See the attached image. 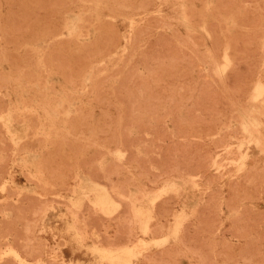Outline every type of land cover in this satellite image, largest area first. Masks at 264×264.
<instances>
[{"label": "rangeland", "instance_id": "1", "mask_svg": "<svg viewBox=\"0 0 264 264\" xmlns=\"http://www.w3.org/2000/svg\"><path fill=\"white\" fill-rule=\"evenodd\" d=\"M20 1L21 0H17V1L16 0H13V1L12 0H0V48H1L0 50L2 51V52L0 51V84L4 88L6 87L5 88L6 90L4 88H0V96H1V98H3L2 100L0 99L1 100L0 101V109L2 110L3 106L5 105L4 110H6L5 109L6 107L8 110V111L6 110L7 112L4 110H2V111L0 110V113H1L0 114V124L3 125V127H1L2 125H0V129L2 128L3 130L1 129V132H3L5 135H7L6 136L7 138H5V135H3V133L0 132V145L1 146L4 145L3 148L0 146L2 148V149L0 148V162H1L0 163V168H1L0 176L2 177V178L0 177L1 178L0 179V183H1L0 184V187H1L0 188V217H1L0 218V226H1L0 228L4 230V231L0 230V236H1L0 237V240H1L0 243L6 244V245L0 244V264H12V263L13 264H15V263H17V264H39V263H41V264H48V263L49 264H73V263L74 264H119L117 262L110 261L109 259L102 258L101 257L102 255L99 252L95 251V249L103 248V249L110 250V251L111 250L116 251V250H119V249L124 248V247H130L134 250V253L132 254L131 260L128 262V264H160V263L161 264H203L202 261H204V264H216V262H217V264H231V263L233 264V262H234V264H236V263L242 264L243 262H244V264H249V263L250 264H252V263L253 264H256V263L257 264H264L261 262L262 261L261 259L264 260V181H263L264 180V178H263L264 177V142H263L264 141V92L261 93L260 95H257V86L259 84L264 86V36H263L264 35V3H263L264 0H258V1L257 0H243V1L242 0H236V1H234V0H232V1L231 0H201V2L203 1L202 3L200 2V0L199 1L198 0H62V1L57 0L58 2L56 0H47V1L46 0H43V1L42 0H27V1L25 0L26 2L23 0L21 2ZM39 1L41 3H43V2L44 3L43 4L40 3L41 4L40 5ZM49 1H51V2H49ZM52 1H53V3H52ZM64 1H65V3H64ZM125 1L128 3H126ZM191 1L194 4L191 3ZM23 2H25L27 4V7H25L26 4L24 5ZM31 2L32 3L34 2L33 5H30V4H32ZM45 2H47V3H45ZM54 2H55V4H54ZM62 2L65 4L63 7L61 5ZM226 2L227 3L232 2V4H229V3L226 4ZM50 3H52V4H50ZM59 3H60L61 7L59 6ZM66 3H69L68 6ZM223 3H225V6H223ZM247 3H249V4H247ZM15 4H18L17 6H19L20 8L17 7ZM19 4H21V6ZM37 4H39V5H37ZM47 4L49 7L46 8ZM56 4H58V5H56ZM34 5H35V7H34ZM53 5H55L56 7H54ZM227 5H228V8H227ZM22 6H23V8H21ZM40 6L44 9L43 10L40 9ZM92 6H94V7H92ZM137 6H138V8H137ZM14 7L16 9H14ZM106 7H107V9H106ZM11 8H13V9H11ZM25 8H26V11L33 12L32 13L33 15H31L32 17H30L31 13L28 12L29 13L28 14L27 12H24ZM67 8H69L70 10ZM17 9L22 10L19 12H21L23 14L22 15L23 17L20 16L21 13H19ZM13 10H14V14L16 15V17L14 14H12ZM15 10H16V12H15ZM51 11H53L54 14ZM38 12L40 15L38 14ZM254 12H255V14H254ZM26 13L29 15V17H27L28 15H26ZM103 13H105V14H103ZM252 13H253V15H251ZM18 14H19V16H18ZM37 14H38V16H40V18L39 17L36 18ZM256 14H257V16H256ZM9 15H11L12 17ZM34 15L36 17H34ZM50 15H52V17ZM53 15L55 17H53ZM90 15H91V18H89ZM225 15H227V16H225ZM24 16H25V18H24ZM249 16L252 18L251 19L252 21L250 20ZM19 17H22L21 21L19 20L20 19ZM237 17H240V20ZM16 18H19V19H16ZM23 18H24V20H23ZM26 18H27V20H26ZM196 18H197V20H196ZM255 18H257V19H255ZM34 19H36V20L33 21ZM42 19L47 20V21L43 20V22H45L46 24L42 22ZM242 19H243V21H242ZM48 20L51 22H49ZM108 20L110 21V24H112V25L108 24L109 26H111V28L106 24V22ZM10 21H11V23H10ZM19 21L22 22V24ZM26 21H27V23H26ZM62 21H64V22H62ZM248 21H249V24L247 23ZM250 21L252 22V24H254V27H252L253 25L250 23ZM7 22L10 24V27H9V25H6V24H8ZM14 22H16V24ZM47 22L51 23V24L49 25V24H47ZM36 23H39V24H36ZM58 23H61L62 26L60 25L61 26L60 27ZM197 23H200V25H198ZM214 23L217 25H215ZM243 23H244V26H243ZM246 23L248 24V26L246 25ZM259 23H261V24H259ZM102 24H103V26H102ZM146 24L149 26H147ZM210 24H212V25L210 26ZM15 25H17V27H19V25H20V27H19L20 30L17 27H15ZM27 25H29V27H27ZM73 25H74V27H73ZM113 25H115L116 27ZM43 26H45V29H44L45 31L43 29H40V28H44ZM97 26H99V28H97ZM107 26L110 28V30L107 29ZM255 26H258V27H255ZM25 27H27V29ZM54 27H56L57 29ZM58 27H60V28H58ZM145 27L147 28V31H146ZM6 28H8L9 31ZM32 28H34V29H32ZM69 28L73 29V31H74V33L72 35L69 33V30H68ZM217 28H219V29H217ZM15 29H17L19 31H13ZM58 29H61V30H59L57 32L56 31L52 32L53 30H58ZM240 29L242 30L241 32H239ZM111 30H112V32H111ZM114 30H116V31H114ZM141 30H143V31H141ZM6 31L8 32V34ZM10 31L11 32L13 31V32L11 34H9ZM40 31H41V33H40ZM100 31L102 33H104V35ZM42 32L44 34H42ZM106 32L108 35L105 34ZM108 32L112 33V36ZM137 32H138V34H137ZM39 33L41 34L40 35L41 37L36 38L35 35L39 36ZM51 33H53V34H51ZM116 33H118V34H116ZM213 33L215 35H213ZM256 33H257V35H256ZM236 34H237V36H238V34H240V36H244V37H242V39L244 38L245 41H244V39H243V42L240 41L241 37L238 36V38H240V39H238L237 36H234ZM7 35H8V37H7ZM113 35H115V36H113ZM124 35H125V37H123ZM198 35H200V36H198ZM102 36L104 39L107 40V41L105 40L106 42H104V40L101 39ZM107 36H108L109 40L107 39ZM139 36H140V38H139ZM246 36H249V37H247V40H246ZM260 36H262V38ZM97 37H99V38H97ZM112 37H115L116 42ZM232 37H234V38H232ZM251 37H253V38H251ZM11 38H14L17 43H19L21 41L22 42V43L20 42L21 45H20V43H19V45L16 44V42L13 41L14 39H11ZM231 38H232V40H231ZM236 38L238 41L237 40H235V41L238 42L239 44L235 43V41H233V39H236ZM111 39L114 42L110 41ZM222 39L224 40L223 43H222V41H223ZM9 40H10V42H9ZM29 40H31V41H29ZM33 40H37V41H33ZM100 40H101V43L103 42L102 43L103 46L104 45L106 46V47L104 46L105 47L104 50H103V46H101L102 44L100 45V43H98V42H100ZM119 40H120V44H118ZM196 40H200L201 43L199 41H197L198 42L197 43ZM213 40H215V41H213ZM249 40H250V42L251 41L253 42V43L251 42L252 43L251 45H249V43H247V42H249ZM60 42H61V44H60ZM245 42H246V45H249V46H246V45L243 46V44H245ZM97 43L99 44L98 47H97V45H98ZM218 43L219 44L221 43V44L219 45ZM255 43L257 46L255 45ZM42 44H43V46H42ZM90 44H92V48H91V46H89ZM108 44H109V46H108ZM215 44L219 45V47L218 46L216 47ZM17 45H18V47H16ZM46 45H47V47H46ZM112 45H116L118 47H115ZM234 45L236 47L233 48L232 46H234ZM19 46H20V49H18ZM64 46L67 48H64ZM94 47L96 49H94ZM112 47H114V48H112ZM213 47L216 49H214ZM239 47H241V48L238 49ZM246 47H249L248 48L249 50L250 49L252 50L254 48L252 50L253 53L250 50L251 54L250 53L248 54L249 56L247 58H249V59H247L245 57L249 51V50L247 51ZM10 48H11V50H10ZM87 49H88V51H87ZM99 49H101L103 52ZM108 49L110 51L112 50L113 52L112 51L109 52ZM113 49H115V50H113ZM126 49H128V50H126ZM234 49L237 52H235ZM242 49L243 50L246 49V51L243 52ZM89 50L92 53H90ZM96 50H98L100 53L96 52ZM255 50H258V53ZM107 51H108V53H107ZM160 51H161V53H160ZM238 51H239V53H238ZM240 51L243 52L244 55ZM14 52H16L17 54ZM52 52H55V53H52ZM127 52L130 54H128ZM195 52H197V53H195ZM231 52H232V54L235 52L233 55H235L237 53L238 58L236 56H232ZM254 52H256V53H254ZM62 53L65 54L66 56L62 55ZM216 53H217V55H216ZM41 54H43V55L39 56ZM47 54H48V56H47ZM57 54H59V56H57ZM90 54H91V56H90ZM149 54H150L151 58H150ZM229 54H231V55H229ZM241 54H242V56H241ZM17 55L20 57L16 58V57H18ZM184 55H185V57H184ZM11 56H12V58L14 56L15 59L14 58L10 59ZM71 56H72V58H71ZM92 56H94L95 58L93 57V59H92ZM101 56H102V59H101ZM226 56H227V58H226ZM240 56H241V58H240ZM88 57H90V58L88 59ZM96 57H98V58H96ZM171 57H172V59H171ZM44 58H46V59H44ZM57 58L59 59V61L57 60ZM62 58L66 59V60H63ZM233 58H235V59L237 58L238 59L237 61L240 64L237 61H235V59H233ZM239 58L240 59L245 58V59L244 60L242 59L243 60V62H242V60L240 61ZM256 58L260 59L261 62L259 60H256ZM3 59H5L4 62H3ZM19 59H21L20 60L21 62L19 61L21 64L16 61ZM54 59L56 62L57 61L58 62L55 63V61H53ZM61 59L63 61H61ZM12 60L15 63L10 62ZM46 60L48 62H50V64ZM80 60H81V62H80ZM97 60H98V62H97ZM124 60H126L127 62H125ZM66 61H68V62H66ZM77 61H78V63H77ZM87 61H89V62H87ZM234 61L237 65L236 64L234 65ZM248 61H249V64H248ZM253 61H254V63H252ZM256 61L257 62L259 61V62L257 63ZM16 62L18 64H16ZM83 62H86L87 64L84 63V65H83ZM244 62H245V64H244ZM10 63H12L13 66ZM64 63H66V65ZM67 63L70 65L66 69V67L68 66ZM79 63H81V64H79ZM259 63H260V66H259ZM14 64L16 66L17 65L18 66L14 68ZM58 64H59V66H58L59 68L56 67ZM124 64H125V66H124ZM250 64H253L252 67L255 68L257 70V72H255L256 71L255 69L250 67L251 66ZM256 64H258V66ZM49 65L51 66V68H49L50 67ZM72 65H74V67H72ZM103 65H104V67H103ZM145 65H147L148 66L147 68L151 69L152 71H149V70L147 71V68L144 67ZM238 65H240V66H238ZM61 66H63V67H61ZM150 66L152 68H150ZM233 66H235V68H236V70H234V71H232V69L234 68ZM101 67H103V68H101ZM6 68H8V70ZM98 68L101 69L102 71H100ZM249 68H251V70H253L252 71L253 73H250L251 75H247L251 71ZM68 69H69V71H68ZM83 69H85V70L83 71ZM141 69H143V70L141 71ZM246 69L248 70V72ZM22 70H24V71H22ZM107 70H109V71H107ZM113 71L114 72L116 71L118 73H116V72L114 73ZM240 71H242V72H240ZM19 72H20V74H19ZM28 72L32 75L31 76L32 78L29 77L30 74ZM78 72H79V74H78ZM127 72H128V74H125ZM229 72H230V74H229ZM246 72H247V74L244 75V73H246ZM254 72H255V74H254ZM34 73H35V75H34ZM81 73H82V75H81ZM113 73L116 75H114ZM70 74H72V75H70ZM152 74H154L155 76H153ZM227 74H228V76H227ZM234 74H236V75H234ZM242 74H243V76L241 78ZM239 75H240V77H239ZM254 75H256V78H254ZM17 76H19V77L17 78ZM68 76H70L69 77L70 79L68 80L70 82H68L66 80V79H68L67 78ZM71 76L73 79L71 78ZM245 76H248V77H246V81H244ZM35 77H36V79H35ZM106 77H108L107 78L108 80L106 79ZM1 78L4 79V81ZM103 78H104V80H102ZM127 78L129 79V81ZM238 78H241L240 79V81L242 80L241 81L242 83L240 82L241 84H239ZM156 79H157V81H156ZM227 79L229 80V82ZM247 79L249 80L248 81L249 83L252 80L251 84H248ZM35 80H36V82H35ZM237 80H238V82H237ZM71 81H73V83ZM119 81L122 82L121 83L122 85L119 83ZM125 81L127 83H125ZM100 83H103V84H100ZM128 83H130V84H128ZM236 83L238 84L239 87L237 86ZM41 84H43V85H41ZM1 85H0V87H1ZM123 85H125L127 87V89ZM229 85L231 88L232 87H234V89L236 88L235 91H237L236 92L237 94L235 93V91L230 89ZM245 85H246V87L244 88ZM103 86H104V89H103ZM116 86H117V88H115ZM82 87H83V90H82ZM99 87H100L101 93H102L101 96L103 97L104 100L100 96ZM240 87H241V89H244V90H239ZM55 88H56V90H55ZM138 88H139V91H138ZM131 89H132V91H131ZM135 89H137V90H135ZM97 90L99 91V93ZM152 90H153V92H152ZM7 92L10 95V97L8 94H7L8 96L6 95ZM129 92H131L132 94ZM241 92H243V94L245 92H247V94L243 95ZM140 93H141V95H140ZM239 93H241L242 95ZM103 94L106 95V98L103 96ZM119 94L120 95L123 94L122 95L123 97H125V96H127V97H125V99L123 100V97H121ZM96 95H97V97H96ZM116 95L120 96L121 99H118L119 97H116ZM151 95H152V97H151ZM238 95H240L241 97H238ZM31 96L33 97V99ZM149 96H150V98H152V100L149 98ZM233 96H234V98H233ZM137 97H139V98H137ZM99 98H101L103 100V102H101V99L99 100ZM106 99L107 100L110 99V100H108V102H107ZM133 99H134V101H132ZM4 100L8 101L9 103L5 102ZM121 100H123V101L121 102ZM126 100L128 102H126ZM135 100H136V102H135ZM157 100H158V102H157ZM159 100H160V102H159ZM51 101H53V102H51ZM223 101H224V103H223ZM110 102H112L111 104H115V106L118 108V110H115L116 107L114 105L112 106L110 104ZM133 102H135V103H133ZM225 103H226V105H224ZM53 104H55V105H53ZM109 104H110V109L108 107ZM152 105L154 106V108H152L153 107ZM65 106H66V108H64ZM127 106H129L130 108L132 107L131 110H133L134 112L133 111H132L133 113L130 112L131 110ZM51 107L54 109L52 110ZM12 108L13 109L15 108V109L13 110ZM128 108L130 111L128 110ZM99 109H102V110H99ZM106 109H107V112H109L108 113L109 115L107 113L105 114ZM119 110L121 113L119 112ZM125 110L130 112V113L129 112L128 113H129V115L130 114L132 115L130 117L134 120L128 119L130 117H129L127 111H125ZM73 111H75V112H73ZM125 112H126V114H125ZM72 113H74V114H72ZM82 113H84L85 115ZM91 113H92V115H91ZM243 113L246 115L250 113L252 115V117L257 118L258 121H260V124L253 131V138H251L250 133H248L244 130V125L248 123L247 122L248 120L246 119V116L243 115ZM79 114H82L83 118L81 117L82 115L79 116ZM117 114L119 115V117ZM133 114H135V115L133 116ZM9 115H11V123L10 124H8L5 121V118ZM51 115H54L55 117L51 116ZM87 115L90 118L87 117ZM106 115L108 117H106ZM76 116H77V119L75 120ZM124 116L127 120H129L128 121L129 123L124 118ZM80 117L82 120L80 119ZM84 117L89 118L88 120L90 122L88 120H86ZM117 117L119 119V123H118V121H116V120H118ZM137 118H139L138 121L136 120ZM33 119H34V123H33ZM73 119L75 121H73ZM84 119L86 120V122ZM80 120L82 121V123ZM21 121H23V122H21ZM76 121H77V124H76ZM102 121L107 123L106 127L105 126L102 127V125H104V122H102ZM130 121H132V122H130ZM19 122H21V123H19ZM38 122H40V123H38ZM70 122H72L73 124H76L77 126L76 125L72 126V123H70ZM79 123L80 124L84 123V125H87V126L83 127L80 125V127L82 129L80 127L78 128ZM109 123L111 125L112 124H114V125L111 126V125H109ZM34 124H35V126H34ZM36 124H37V126H36ZM116 124L118 125V127ZM129 124L132 126L126 127L127 130H123V129H125V127H122V126H128ZM137 124H138V126H137ZM90 125H92V128H90ZM115 125L117 127L116 128L117 130L114 129ZM57 126H59V127H57ZM108 126H109V128H108ZM210 126H212V127H210ZM69 127L70 128L74 127V130H72V128L69 129ZM95 127L97 128V131H95L96 130ZM138 127L141 128V130ZM196 127H198L199 129ZM35 128H37V129H35ZM61 128H63V129H61ZM75 128H76V131H75ZM88 128H89V130H88ZM205 128H207L208 130L206 129V131H204ZM213 128L216 130H213ZM113 129H114V133L112 132ZM80 130L83 131V132H81V134H80ZM103 130H104V133H103ZM108 130H109V133H108ZM193 130H195V132ZM71 131H74V134ZM106 131H107V133H105ZM124 131H126V132H124ZM215 132H216V134H215ZM65 133H66V136H65ZM124 133H126L129 138L126 136V134L124 136ZM95 134L96 135L98 134V135L94 136ZM85 135H86V137H85ZM92 135L94 136V138L92 137ZM126 137H127V139H126ZM1 138H2V140H1ZM41 138H43V139H41ZM104 138H105V140H104ZM116 138H118V139H116ZM131 138H134V139L131 140ZM139 138H141V139H139ZM3 139H4V141H3ZM5 139H7V140H5ZM62 139H63V141H61ZM64 139H65V141H64ZM220 139H222L223 143H222V141H220ZM36 140H37V142H36ZM68 140H70V142L72 144L70 142H68ZM126 140L129 141L128 144L125 143ZM147 140H148V142H147ZM33 141H34V144L36 146L31 145V144H33ZM38 141L40 142V145H39ZM58 141H60L61 143L60 142L58 143ZM100 141L101 142L103 141V142L101 143ZM120 141H121V143H120ZM151 141L154 143H152ZM23 142H24V144H22ZM28 142H29V145H28ZM91 142H93V143H91ZM95 142H97L98 144H94ZM107 142H109V143H107ZM133 142L135 144H133ZM137 142H139V144H137ZM64 143L67 144V146ZM9 144L12 148L10 146L7 147V145H9ZM37 144L39 145L38 147H37ZM58 144L60 146L61 145L62 146L60 147V146H58ZM76 144L77 145L79 144L78 147ZM88 144H90V145H88ZM91 144H93V147L91 146ZM132 144H133V146H132ZM21 145H23V147L26 148V151L23 147L22 148L20 147ZM80 145H83L84 147L80 146ZM135 145H136V147H135ZM34 146H35V148H34ZM150 146H151V148H150ZM82 147L85 148V150ZM108 147H109V149H108ZM10 148H11V150L9 151ZM56 148H57V150L60 151L61 155H65L66 157L65 156L60 157L61 155L58 154L59 151L57 152ZM86 148H87V150H86ZM145 148H148L146 151L150 152L149 155H148V153L146 154V152L144 151ZM4 149H6V150H4ZM115 149H116V151H115ZM130 149H131V151H130ZM21 150L24 152H22ZM54 150H55V152H54ZM79 150L82 152L80 153ZM112 150H113V153L111 152ZM74 151H75V154H74ZM103 151H105V152H103ZM132 151L135 152L136 157L132 156L134 154V153H132ZM19 152H21V153H19ZM48 152H49V154H48ZM50 152H51V154H50ZM107 152H108V154H107ZM67 153L70 154V155L68 154L69 158H67L68 157ZM100 153H101V155H100ZM53 154H56L57 156L55 157ZM195 154H197V155H195ZM72 155L74 157H76V156H78V157L74 158ZM100 156H102V157L100 158ZM155 156H156V158H155ZM51 157H53V158L55 157L54 162L52 160L53 158H51ZM59 157L60 158L64 157L67 159H64V158L60 159ZM132 157H133V159H132ZM134 157H135V159H134ZM197 157L199 159H197ZM6 158H8V160ZM83 158H84V161H82ZM136 158L138 159V161ZM144 158H146L147 160L146 159L144 160ZM151 158H152V161H153V158H155L153 161L154 163L150 160ZM157 158L160 161L159 160L157 161L156 160ZM68 159H69L70 163H67ZM73 159H75V160L73 161ZM127 159L130 162H128ZM139 159H141V160H139ZM50 160H52V162H53V165H51V166H50V163H51ZM90 160L91 161L94 160L93 162H95V163L91 162ZM43 161H45V162H43ZM62 161L64 164H62ZM135 161H137L139 164L137 165V162H135ZM155 161H156V164H155ZM72 162H74V163L77 162V163H75L76 167H75V164ZM132 162H133V164H131ZM143 162H145V163H143ZM5 163H6V165H5ZM91 163H92V166L90 165ZM140 163H141V166H140ZM160 163H162V164H160ZM1 164L2 165L4 164V165L2 166ZM48 164L50 167H52V166L53 167L50 168L48 166ZM57 164H58V167L61 166V168L60 167L58 168ZM72 164H74V165H72ZM87 164H89V165L87 166ZM107 164H108V166H107ZM116 164H117V166H116ZM123 164H125V165L123 166ZM144 164H146V165H144ZM158 164L160 167L159 169L157 167ZM198 164H201L202 167L200 165L201 168L200 167L198 168V166H199ZM8 165H9V167H8ZM114 165L116 167H118L117 170L119 172L121 171L120 173L117 170L114 171L115 169H110V167L116 168ZM119 165L121 167H119ZM135 165H137V167ZM142 165H144V166H142ZM177 165H178V168L180 169V171L177 168ZM180 165L182 167H180ZM42 166H44V167H42ZM71 166H73L75 169ZM172 166H173V168H172ZM45 167L48 169H46ZM67 167L68 168L71 167V169L73 168L72 173H71L70 168L68 169ZM81 167L83 168V170ZM94 167H96V168H94ZM148 167H150V169ZM3 168H4L5 172L2 171ZM44 168H45V172H44ZM55 168H58V169H55ZM62 168H64L65 171H62L63 170ZM87 168L89 170H87ZM186 168H188V170L190 171V174H192V175L188 174L189 171ZM166 169L169 171L167 172ZM185 169H186L185 172L187 174H185V172H184ZM191 169H192V171H191ZM194 169L198 170V171H195V174L193 172ZM52 170L54 172L55 171L56 172L54 173ZM98 170H100L101 172L100 171L98 172ZM142 170H143V172H142ZM170 170L173 172H171ZM46 171L48 174L50 173V175H45V174H47ZM66 171H68V173ZM177 171H178V173H177ZM1 172H4V173H1ZM61 172H62V175L64 176V177L62 176V178H63L62 180H60L61 179L60 178ZM106 172H107V174L111 172L110 174H113L114 176L111 175V177H110L109 176L110 174H108V176H107ZM153 172L155 173V175L157 177L152 175ZM174 172H176V173H174ZM25 173H27V174H25ZM56 173H57V175H56ZM146 173L147 174L149 173V178H146V176L148 177V175ZM170 173L171 174L174 173V175H171ZM196 173H197V175H196ZM70 174H71L70 177H66V176H69ZM73 174H74V176H73ZM144 174H146L145 177H144ZM179 174H181V175H179ZM201 174L202 175L204 174V175L201 176ZM58 175H59V179L55 177V176L58 177ZM159 175H160V177H159ZM176 175H177V177H176ZM4 176H5V179H4ZM26 176H27V178H26ZM129 176H130V179L128 178ZM103 177H104V179H103ZM64 178H65V180H64ZM68 178H70V179H68ZM71 178H73L72 179L73 181L71 180ZM150 178L151 179L153 178L156 181L151 180ZM249 178L251 180H249ZM3 179H4V181H3ZM28 179L31 181H29ZM123 180H126V181H123ZM197 180L200 182H198ZM36 181H37V183H36ZM61 181H62V183H61ZM63 181L66 182V184ZM119 181H121V182L119 183ZM150 181H152V182L150 183ZM212 181H213V183H212ZM55 182H56L57 186L55 185ZM111 182H113L114 184H111ZM115 182L119 183V184L117 185ZM122 182H124L125 184ZM259 182H263V183H259ZM76 183H77V185H76ZM209 183H210V185H209ZM211 183H212V185H211ZM257 184H258V186H257ZM37 185L40 189L37 187ZM41 185H43V186L41 187ZM67 185H68V187H66ZM131 185L133 187H131ZM230 186H231V188H230ZM256 186L257 187L260 186L258 188V190H257ZM90 187H97V188L106 190L113 197L114 201L116 200L115 201V207L111 210H107L104 207H102L101 205L97 204L95 191L94 190L93 191L87 190ZM120 187L122 188V190ZM7 188H8V190H7ZM179 188H180V190H179ZM243 188H245V189H243ZM72 189H73V191H72ZM237 189H238V191H240L238 193V195H239L238 201H237L238 195L236 194ZM6 190L8 191V193ZM11 190L14 191V194ZM19 190H21V191H19ZM151 190H153V191H151ZM235 190H236V192H235ZM247 190H248V192H247ZM16 191H17V193H16ZM60 191H62V192H60ZM255 191H256L257 195L254 193ZM24 192H26V193H24ZM125 192L126 193L129 192V193H127L128 195ZM23 193L25 195H23ZM46 193H48L50 196L47 195ZM67 193H68V195H66ZM207 194H208V196H207ZM13 195H16V196H13ZM28 195L30 197H27ZM22 197H23V199H22ZM172 197H173V200H171ZM240 197H243V199ZM9 198H11V199H9ZM200 198H202L203 200ZM235 198H236V200H235ZM259 198H260V201H258ZM27 199H28V201H27ZM46 199H48V200H46ZM167 199L168 200L170 199V201H168ZM38 200H40V201L38 202ZM49 200H51V201H49ZM124 200L126 202H128V204H130V205H128ZM163 200L165 201V203L162 202ZM240 200H242L243 202ZM249 200H252V201H249ZM11 201L13 204L11 203ZM24 201H26V202H24ZM46 201H47V204H44ZM167 201H168V204H166ZM231 201H233V203ZM27 202H30V203L26 204ZM36 202H37L38 206L40 205L39 207H44L46 205L45 208L44 209L43 208H37L38 206L36 205ZM41 202H43V203H41ZM51 202H54V203L51 204ZM55 202H56V204H55ZM57 202H59V203H57ZM22 203H23V205H22ZM40 203L43 205H41ZM85 203H86V205H85ZM170 203L174 204V205L171 206ZM226 203H227V205H225ZM20 204H21V206H20ZM69 204L70 205L72 204L71 205L72 207ZM87 204H89V205H87ZM165 204H166V206H164ZM9 205H12L14 208L17 206L15 209H17V210L19 209V210L14 211L15 209L12 206L10 207ZM28 205H29V207H31L30 208L31 210L29 209V207L27 208ZM140 205L143 207V209L145 211L144 214H142V215L137 212V207ZM1 206H3V207H1ZM91 206L93 208H90ZM129 206H131L130 209L127 208ZM237 206H239V207H237ZM6 207H8V208H6ZM9 207L12 209L10 210ZM32 207L35 210H33ZM160 207H162V208H160ZM229 207H231L232 209L234 207H237L238 210L236 209V210L231 211L232 210L231 208H230L231 210H228ZM23 208H24V210H23ZM98 208L101 210H99ZM157 208L160 210H158ZM163 208H165L164 210L168 209V210H166L168 212L165 213ZM169 208L172 211L171 210L169 211ZM199 208H200V211H199ZM5 209H7V210H5ZM38 209H40L39 212L41 211L43 214L42 213L40 214L38 211H36ZM90 209H91V211H89ZM124 210H127V211H124ZM242 210L245 212H243ZM22 211H24V212L28 211V212L27 213L23 212L24 213L23 214ZM34 211H36V214L38 212L37 216L40 215L39 216L40 219L37 218ZM85 211H87V212H85ZM92 211L95 214H93ZM100 211L103 213H101ZM129 211H130V214L132 213L131 214L132 216L129 215ZM155 211L157 213H159L161 211L162 212L159 213V215H158ZM15 212H17L16 215H14ZM200 212L202 213L203 217L199 216L201 214ZM89 213H91V214H89ZM124 213H125V216H124ZM20 214H21V216L27 215V218H25L23 216L21 217ZM32 214H33V216H32ZM105 214H107L108 216H106ZM121 214L123 215V217ZM17 215H18V217H17ZM113 216L115 217V220H113L114 219ZM126 216H128V217L126 218ZM165 216H167V217H165ZM196 216H197V218L198 217L201 218V220L197 219ZM32 217H34V218H32ZM106 217H108L107 220L105 219ZM116 217H117V219H116ZM129 217H130V219H129ZM211 217L214 219H212ZM22 218H25L24 221L22 220ZM35 218H37L38 220ZM89 218H91V219H89ZM6 219L10 220V221L12 219L13 220L11 222L7 221V223H6ZM27 219H29V220H27ZM30 219H34L35 221L30 220ZM42 219H43V221H41ZM205 219H206V221L203 222V220H205ZM14 220H16V221L18 220L19 223H18V221L16 222ZM192 220H193V222H191ZM218 220L221 222H219ZM28 221H30V223ZM33 221H34V223L31 224V222H33ZM207 221H209V222L207 223ZM26 222H28V223H26ZM35 222H36V224H35ZM115 222H116V224L118 223L119 226L121 225L120 230L122 228V230H124L125 232H123L122 230L119 231L118 230L119 226H116ZM41 223H43V224H41ZM203 223L206 226L207 225L208 226L207 227L205 225L203 226ZM7 224H8V226H6ZM12 224H13V226H12ZM16 224H17V226H16ZM26 224L28 226H26ZM92 224H93V226H92ZM122 224L123 225L127 224V225L122 226ZM128 224H129V227H128ZM184 224L185 225L188 224L189 227L187 225L184 226ZM94 225H96V226H94ZM197 225H201L203 227L200 226V228H199ZM212 225H214L215 228H214V226L212 227ZM210 226L212 227L213 230H211ZM218 226L220 228H217ZM24 227H25V229H24ZM47 227H48V229H47ZM101 227H102V229H101ZM125 227H127V228H125ZM134 227H136V228H134ZM152 227L154 229H151ZM193 227L195 229L199 228L198 232H197V229L195 230ZM225 227L227 229H224ZM233 227H234V229H232ZM242 227L244 229H242ZM15 228H16L17 232H15ZM21 228L24 229L25 231H23ZM30 228H32V230H31V231H33L32 233L30 231ZM128 228H129V230L132 229L131 232H129V230H128V232H129L128 234H130V235L126 234V229H128ZM155 228L156 229L158 228V230H161V232L156 230ZM186 228H189V230L188 229L186 230ZM10 229L11 230L13 229L14 231L13 230L10 231ZM203 229H204V231H203ZM26 230L28 233H24V232H26ZM116 230H117V232H116ZM209 230H211V231L208 232ZM5 231H8V232H5ZM29 231L31 234L29 233ZM14 232L19 233L18 235H20V236L22 235L23 239L22 238L19 239L18 236H16V234ZM112 232H114L115 234ZM120 232H122V233H120ZM155 232L157 233V236H156V234L154 235ZM159 232L161 233L160 234L161 236H159V234H158ZM195 232H196V234H195ZM52 233H53V237H52ZM116 233H118V234H116ZM132 233H133V235H132ZM190 233H192L194 236H192ZM262 233H263V235H261ZM5 234H8V235L5 236ZM35 234H37V236ZM44 234H45V237L43 236ZM120 234H122L123 236L124 235H127V236L123 237V236H120ZM205 234L206 235L209 234V235L207 237H204V236H206ZM26 235H27V237H26ZM30 235H32V236H30ZM38 235H40V236H38ZM58 235H59V237H58ZM115 235H116V237L118 235L122 238H119L117 240L118 237L115 238L114 237ZM187 235L189 237L185 240L184 238L187 237ZM198 235H200V237ZM236 235L239 237H236ZM106 236H108V238H106ZM134 236H136V237L134 238ZM15 237H17V239ZM92 237H93V239L94 238L95 239L93 240ZM125 238H126V241H124ZM189 238H191V239H189ZM201 238L204 239V240L202 239L203 242H202ZM206 238H209V239H207V241H206ZM15 239L17 242H14ZM39 239L40 240L42 239V240L40 241ZM99 239L100 240L102 239L101 240L102 242L99 241ZM132 239L134 242H132ZM64 240L66 241L65 243H64ZM109 240L110 241L112 240L111 241L112 243ZM187 240L189 243L187 242ZM189 240H191V243ZM106 241H108V245H107ZM119 241H121V243H123V244H121ZM127 241H129V242H127ZM199 241L202 242L201 247H200V245H198L199 248H196L198 250H194L195 247H197L196 243H198ZM204 241H205V243H204ZM22 242H24V243H22ZM34 242H36L38 244H36ZM117 242H118V246H117ZM208 242H209V244H212V245L208 246L207 245ZM218 242H219V244L217 246ZM30 243H32V244L30 245ZM109 243H111L112 246ZM193 243H195L194 244L195 246H193ZM203 243H204V246L206 244L205 250H203L204 249ZM226 243H227V245H229L227 247H229L232 252L235 251L234 252L235 255L233 253L230 254L231 251L225 249V248H227V247H225ZM229 243H231V244H229ZM247 243H249V244H247ZM22 244L23 245L25 244L23 246V248H22ZM244 244H246V245H244ZM32 245H34V246H32ZM170 245H171V247H168ZM190 245H192V246H190ZM17 246H19V248ZM30 246H31V248H30ZM188 246H190V247H188ZM210 246H211V249L210 250L207 249V247H210ZM245 246L249 247V249ZM37 247H38V250H37ZM40 247H42L41 249L43 250V252H41L42 250L39 249ZM138 247H139V249H138ZM233 247H235V248H233ZM239 247H240L241 252L238 254ZM242 247H244V248H242ZM26 248L29 249L30 251L27 250ZM229 248H227V249H229ZM245 248H247V249H245ZM31 249H32V251L33 250L34 251L32 252ZM221 249L224 251H221ZM35 250H37V251H35ZM158 250H160V251H158ZM206 250H208L207 252L210 251L208 258H207V253H205ZM247 250H249V251L251 250L252 252L254 251L255 253H252L250 251V253L248 254L247 252H249V251H247ZM24 251L27 254H25ZM47 251H49V253H50L49 255H47L48 254ZM229 251H230V253H229ZM28 252L30 254H28ZM34 252L35 253L37 252L36 254L39 255L38 258H37V255L34 254ZM38 252L40 254H43V256L40 255ZM146 252L150 255H148ZM159 252H161L162 255H164V256L161 255L164 258L161 259ZM200 252H201V254H200ZM222 252H224V253H222ZM236 252H237V254H236ZM144 253L147 254V256ZM157 253L159 254V256ZM218 253H221V254H218ZM222 254H224V255H222ZM225 254H227V255L229 254L228 255L229 257ZM27 255H31V256H27ZM151 255H153V256H151ZM211 255H212V257L209 258ZM218 255L219 256L221 255V256L219 257ZM242 255H246L245 257H247V258L250 257V260L248 258L247 259L248 261H245L246 258L244 260V258H243L244 256L242 257ZM252 255H253V259H251ZM255 255H256V257L254 258ZM25 256H27L29 258H27ZM154 256H155V259H154ZM201 256H204L205 258L202 257V259H201ZM222 256H224V257H222ZM226 256L228 258H225ZM240 256H241V258H240ZM9 257H11V258H9ZM165 257L166 258L168 257V259H166ZM32 258L35 260H33ZM75 258H76V260H75ZM217 258H218V260H217ZM45 259L47 260L48 263L46 262ZM54 259H55V261L53 262L52 260H54ZM159 259H161L160 262L158 261ZM208 259H210V261ZM211 259H212V261H211ZM214 259H215V261H214ZM225 259H226V261H225ZM254 259H257V260L260 259V260L256 262V260H254ZM11 260H12V262H11ZM205 260H206V262H205ZM228 260H229V263L227 262ZM251 260H254V261H251ZM238 261H240V262H238ZM259 262H261V263H259Z\"/></svg>", "mask_w": 264, "mask_h": 264}, {"label": "bare ground", "instance_id": "2", "mask_svg": "<svg viewBox=\"0 0 264 264\" xmlns=\"http://www.w3.org/2000/svg\"><path fill=\"white\" fill-rule=\"evenodd\" d=\"M12 1H13V0H12ZM16 1H17V0H16ZM21 1H22V0H21ZM21 1H20V2H21ZM23 1H25V0H23ZM26 1H27V0H26ZM26 1H25V2H26ZM42 1H43V0H42ZM46 1H47V0H46ZM56 1H57V0H56ZM58 1H60V0H58ZM58 1H57V2H58ZM61 1H62V0H61ZM198 1H199V0H198ZM231 1H232V0H231ZM234 1H236V0H234ZM234 1H233V2H234ZM242 1H243V0H242ZM257 1H258V0H257ZM20 2H19V3H20ZM25 2H23L24 5L26 4ZM36 2H37V1H36ZM49 2H51V1H49ZM78 2H79V1H78ZM101 2H102V1H101ZM107 2H108V1H107ZM125 2H126V1H125ZM200 2H201V0H200ZM202 2H203V1H202ZM202 2H201V3H202ZM217 2H218V1H217ZM221 2H222V1H221ZM223 2H224V1H223ZM251 2H252V1H251ZM13 3H14V2H13ZM31 3H32V2H31ZM33 3H34V2H33ZM33 3L30 4V5H33ZM40 3H41V2L39 1V4H40ZM43 3H44V2H43ZM43 3H41V4H43ZM45 3H47V2H45ZM52 3H53V1H52ZM52 3H50V4H52ZM64 3H65V1H64ZM64 3L62 2V4H61L62 7L65 5ZM126 3H128V2H126ZM191 3H193V2L191 1ZM219 3H220V2H219ZM228 3H229V2H228ZM228 3L226 2V4H228ZM263 3H264V2H263ZM35 4H36V3H35ZM39 4H37V5H39ZM41 4H40V5H41ZM50 4H49V5H50ZM54 4H55V2H54ZM66 4H67V6H68L69 3H66ZM114 4H115V3H114ZM193 4H194V3H193ZM229 4H232V2L229 3ZM233 4H234V3H233ZM247 4H249V3H247ZM247 4H246V5H247ZM251 4H252V3H251ZM13 5H14V4H13ZM15 5L17 6L18 4H15ZM19 5L21 6V4H19ZM37 5H36V6H37ZM44 5H45V4H44ZM56 5H58V4H56ZM70 5H71V4H70ZM53 6L56 7L55 5H53ZM59 6H60V3H59ZM67 6H66V7H67ZM112 6H113V5H112ZM129 6H130V5H129ZM219 6H220V5H219ZM223 6H225V3H223ZM261 6H262V5H261ZM17 7H19V6H17ZM25 7H27V4H26ZM34 7H35V5H34ZM47 7H49L48 4H47L46 8H47ZM54 7H53V8H54ZM60 7H61V6H60ZM92 7H94V6H92ZM185 7H186V6H185ZM192 7H193V6H192ZM197 7H198V6H197ZM262 7H263V6H262ZM19 8H20V7H19ZM21 8H23V6H22ZM36 8H37V7H36ZM46 8H45V9H46ZM64 8H65V7H64ZM79 8H80V7H79ZM137 8H138V6H137ZM227 8H228V5H227ZM11 9H13V8H11ZM14 9H16V8L14 7ZM33 9H34V8H33ZM38 9H39V8H38ZM40 9L43 10L44 8H42V7L40 6ZM40 9H39V10H40ZM48 9H49V8H48ZM67 9H69V8H67ZM106 9H107V7H106ZM193 9H194V8H193ZM193 9H192V10H193ZM225 9H226V8H225ZM232 9H233V8H232ZM236 9H237V8H236ZM17 10H18V12H19V11H22V10H19V9H17ZM24 10H25L24 12H27V13L29 12V11H26V8H25ZM27 10H28V9H27ZM35 10H36V9H35ZM69 10H70V9H69ZM92 10H93V9H92ZM104 10H105V9H104ZM175 10H176V9H175ZM204 10H205V9H204ZM230 10H231V9H230ZM44 11H45V10H44ZM74 11H75V10H74ZM189 11H190V10H189ZM237 11H238V10H237ZM11 12H12V11H11ZM15 12H16V10H15ZM51 12H53V11H51ZM57 12H58V11H57ZM85 12H86V11H85ZM238 12H239V11H238ZM19 13H21V12H19ZM27 13H26V15H28L29 13H31V14H30V17H32L31 15H33V14H32L33 12L30 11L28 14H27ZM77 13H78V12H77ZM128 13H129V12H128ZM162 13H163V12H162ZM231 13H232V12H231ZM12 14H14V10H13ZM38 14H39V12H38ZM38 14H37V17H36L35 15H34V17H36V18L39 17V18H40V16H38ZM53 14H54V12H53ZM103 14H105V13H103ZM200 14H201V13H200ZM237 14H238V13H237ZM244 14H245V13H244ZM254 14H255V12H254ZM14 15H15V14H14ZM22 15H23V14L21 13L20 16H22ZM39 15H40V14H39ZM55 15H56V14H55ZM193 15H194V14H193ZM238 15H239V14H238ZM251 15H253V13H252ZM9 16H11V15H9ZM18 16H19V14H18ZM18 16H17V17H18ZM50 16L52 17V15H50ZM88 16H89V15H88ZM88 16H87V17H88ZM196 16H197V15H196ZM198 16H199V15H198ZM225 16H227V15H225ZM254 16H255V15H254ZM256 16H257V14H256ZM11 17H12V16H11ZM11 17H10V18H11ZM15 17H16V15H15ZM22 17H23V16H22ZM22 17H19L20 19H19V18H16V19H19V20L21 21V18H22ZM27 17H29V15H28ZM34 17H33V18H34ZM53 17H55V16L53 15ZM193 17H194V16H193ZM24 18H25V16H24ZM24 18H23V20H24ZM89 18H91V15H90ZM199 18H200V17H199ZM202 18H203V17H202ZM237 18H239V20H240V17H237ZM249 18H250V20L252 19L250 16H249ZM249 18H248V19H249ZM253 18H254V17H253ZM5 19H6V18H5ZM8 19H9V18H8ZM14 19H15V18H14ZM255 19H257V18H255ZM255 19H254V20H255ZM11 20H12V19H11ZM23 20H22V21H23ZM26 20H27V18H26ZM35 20H36V19H34L33 21H35ZM43 20H46V19H42V22H43ZM59 20H60V19H59ZM127 20H128V19H127ZM196 20H197V18H196ZM17 21H18V20H17ZM20 21H19V22H20ZM46 21H47V20H46ZM48 21H49V20H48ZM56 21H57V20H56ZM77 21H78V20H77ZM104 21H105V20H104ZM227 21H228V20H227ZM242 21H243V19H242ZM251 21H252V20H251ZM251 21H250V23L252 24ZM255 21H256V20H255ZM36 22H37V21H36ZM49 22H51V21H49ZM62 22H64V21H62ZM93 22H94V21H93ZM107 22H108V23H107ZM107 22H106L107 25H108V24H109V25H112V24H110V21H109V20H108ZM204 22H205V21H204ZM244 22H245V21H244ZM258 22H259V21H258ZM7 23H8V22H7ZM10 23H11V21H10ZM12 23H13V22H12ZM14 23L16 24V22H14ZM17 23H18V22H17ZM20 23L22 24V22H20ZM26 23H27V21H26ZM29 23H30V22H29ZM40 23H41V22H40ZM43 23H45V22H43ZM75 23H76V22H75ZM83 23H84V22H83ZM131 23H132V22H131ZM247 23L249 24V21H248ZM247 23H246V25L248 26ZM254 23H255V22H254ZM23 24H24V23H23ZM36 24H39V23H36ZM45 24H46V23H45ZM47 24L50 25L51 23H48V22H47ZM58 24H59V26L61 25V23H58ZM197 24L200 25V23H197ZM214 24H215V23H214ZM214 24H213V25H214ZM257 24H258V23H257ZM259 24H261V23H259ZM6 25H9V27H10V24H9V23L6 24ZM17 25H18V24H17ZM17 25H15V27H17ZM109 25H108V26H109ZM146 25H147V24H146ZM198 25H197V26H198ZM211 25H212V24H210V26H211ZM215 25H217V24H215ZM224 25H225V24H224ZM224 25H223V26H224ZM252 25H253L252 27H254V24H252ZM22 26H23V25H22ZM25 26H26V25H25ZM45 26H46V25H45ZM45 26H43L44 28H40V29H43V30H44V29H45ZM61 26H62V25H61ZM61 26H60V27H61ZM63 26H64V25H63ZM102 26H103V24H102ZM104 26H105V25H104ZM108 26H107V29L110 30L111 26H109L110 28H109ZM113 26H115V25H113ZM113 26H112V27H113ZM147 26H149V25H147ZM153 26H154V25H153ZM243 26H244V23H243ZM7 27H8V26H7ZM9 27H8V28H9ZM12 27H13V26H12ZM19 27H20V25H19ZM19 27H17V28L19 29ZM27 27H29V25H27ZM27 27H25V28L27 29ZM49 27H50V26H49ZM49 27H48V28H49ZM60 27H58V28H60ZM73 27H74V25H73ZM73 27H72V28H73ZM105 27H106V26H105ZM115 27H116V26H115ZM208 27H209V26H208ZM255 27H258V26H255ZM8 28H6V29H8ZM35 28H36V27H35ZM48 28H47V29H48ZM54 28H56V27H54ZM54 28H53V29H54ZM97 28H99V26H97ZM157 28H158V27H157ZM161 28H162V27H161ZM22 29H23V28H22ZM32 29H34V28H32ZM47 29H46V30H47ZM51 29H52V28H51ZM56 29H57V28H56ZM74 29H75V28H74ZM104 29H105V28H104ZM107 29H106V30H107ZM112 29H113V28H112ZM145 29H146V31H147V28H146V27H145ZM217 29H219V28H217ZM222 29H223V28H222ZM224 29H225V28H224ZM19 30H20V29H19ZM19 30L15 29V30H13V31H19ZM59 30H61V29L53 30L52 32H54V31L57 32V31H59ZM68 30H69V33H70L71 35L74 33L73 29L69 28ZM78 30H79V29H78ZM143 30H144V29H143ZM143 30H141V31H143ZM151 30H152V29H151ZM151 30H150V31H151ZM156 30H157V29H156ZM8 31H9V29H8ZM13 31H12V32H13ZM21 31H22V30H21ZM21 31H20V32H21ZM44 31H45V30H44ZM107 31H108V30H107ZM114 31H116V30H114ZM114 31H113V32H114ZM241 31H242V30L240 29L239 32H241ZM247 31H248V30H247ZM250 31H251V30H250ZM6 32H7V31H6ZM12 32L10 31L9 34H11ZM100 32H101V31H100ZM103 32H104V31H103ZM111 32H112V30H111ZM117 32H118V31H117ZM218 32H219V31H218ZM237 32H238V31H237ZM36 33H37V32H36ZM40 33H41V31H40ZM40 33H39V36H38V35H35V37H36V38L41 37V36H40V35H41ZM45 33H46V32H45ZM101 33H102V32H101ZM108 33H110V32H108ZM142 33H143V32H142ZM246 33H247V32H246ZM257 33H258V32H257ZM257 33H256V35H257ZM260 33H261V32H260ZM7 34H8V32H7ZM42 34H44V33L42 32ZM51 34H53V33H51ZM55 34H56V33H55ZM102 34L104 35V33H102ZM105 34H107V32H106ZM110 34H111V36H112V33H110ZM116 34H118V33H116ZM116 34H115V35H116ZM137 34H138V32H137ZM143 34H144V33H143ZM149 34H150V33H149ZM244 34H245V33H244ZM247 34H248V33H247ZM251 34H252V33H251ZM253 34H254V33H253ZM58 35H59V34H58ZM107 35H108V34H107ZM115 35H113V36H115ZM119 35H120V34H119ZM213 35H215V34L213 33ZM241 35H242V34H241ZM248 35H249V34H248ZM9 36H10V35H9ZM67 36H68V35H67ZM69 36H70V35H69ZM98 36H99V35H98ZM100 36H101V35H100ZM198 36H200V35H198ZM234 36H237V34L234 35ZM238 36H240V34H238ZM238 36H237V38H238ZM249 36H250V35H249ZM249 36H246V40H247V37H249ZM251 36H252V35H251ZM263 36H264V35H263ZM7 37H8V35H7ZM7 37H6V38H7ZM78 37H79V36H78ZM117 37H118V36H117ZM123 37H125V35H124ZM230 37H231V36H230ZM240 37H241V39H240V38H238V39H240V41L243 42V39H244V38L242 39V37H244V36H240ZM253 37H254V36H253ZM253 37H251V38H253ZM256 37H257V36H256ZM260 37L262 38V36H260ZM9 38H10V37H9ZM9 38H8V39H9ZM15 38H16V37H15ZM36 38H35V39H36ZM97 38H99V37H97ZM109 38H110V37H109ZM112 38L115 40V37H112ZM139 38H140V36H139ZM195 38H196V37H195ZM232 38H234V37H232ZM232 38H231V40H232ZM237 38H236V39H233V41L237 40ZM254 38H255V37H254ZM11 39H14V38H11ZM16 39H17V38H16ZM101 39H103L104 42L107 41L106 39L103 38V36H102ZM107 39H108V36H107ZM137 39H138V38H137ZM146 39H147V38H146ZM193 39H194V38H193ZM200 39H201V38H200ZM259 39H260V38H259ZM6 40H7V39H6ZM103 40H102V41H103ZM105 40H106V41H105ZM108 40H109V39H108ZM135 40H136V39H135ZM142 40H143V39H142ZM185 40H186V39H185ZM185 40H184V41H185ZM218 40H219V39H218ZM222 40H223V39H222ZM254 40H255V39H254ZM256 40H257V39H256ZM13 41L16 42L15 39H14ZM22 41H23V40H22ZM24 41H25V40H24ZM29 41H31V40H29ZM33 41H37V40H33ZM65 41H66V40H65ZM65 41H64V42H65ZM76 41H77V40H76ZM81 41H82V40H81ZM94 41H95V40H94ZM98 41H99V40H98ZM110 41H113V40L111 39ZM110 41H109V42H110ZM137 41H138V40H137ZM194 41H195V40H194ZM197 41L200 42V40H196V42H197ZM213 41H215V40H213ZM237 41H238V40H237ZM244 41H245V39H244ZM9 42H10V40H9ZM20 42H21V41H20ZM20 42H19V43H20ZM95 42H96V41H95ZM113 42H114V41H113ZM113 42H112V43H113ZM115 42H116V40H115ZM117 42H118V41H117ZM129 42H130V41H129ZM190 42H191V41H190ZM218 42H219V41H218ZM223 42H224V40L222 41V43H223ZM246 42H247V41H246ZM246 42H245V44H243V46L246 45ZM251 42H252V41H251ZM251 42H250V40H249V42H247V43H249V45H251V44L253 43V42H252V43H251ZM19 43L16 42V44H18V45H19ZM21 43H22V42H21ZM21 43H20V45H21ZM30 43H31V42H30ZM47 43H48V42H47ZM52 43H53V42H52ZM52 43H51V44H52ZM65 43H66V42H65ZM65 43H64V44H65ZM69 43H70V42H69ZM77 43H78V42H77ZM98 43H100V45H101L103 42L101 43V40H100V42H98ZM98 43H97V44H98ZM107 43H108V42H107ZM197 43H198V42H197ZM200 43H201V42H200ZM235 43H238V42L235 41ZM7 44H8V43H7ZM9 44H10V43H9ZM16 44H15V45H16ZM27 44H28V43H27ZM60 44H61V42H60ZM87 44H88V43H87ZM94 44H95V43H94ZM97 44H96V45H97ZM104 44H105V43H104ZM116 44H117V43H116ZM118 44H120V40H119ZM150 44H151V43H150ZM218 44H219V43H218ZM220 44H221V43H220ZM220 44H219V45H220ZM238 44H239V43H238ZM238 44H237V45H238ZM1 45H2V44H1ZM12 45H13V44H12ZM18 45H17L16 47H18ZM23 45H24V44H23ZM123 45H124V44H123ZM215 45H216V44H215ZM219 45H216V47H217V46L219 47ZM223 45H224V44H223ZM232 45H233V44H232ZM235 45H236V44H235ZM235 45L232 46V47H233V48L236 47ZM249 45H246V46H249ZM255 45H256V43H255ZM255 45H254V46H255ZM8 46H9V45H8ZM40 46H41V45H40ZM42 46H43V44H42ZM53 46H54V45H53ZM55 46H56V45H55ZM89 46H91V48H92V44H90ZM98 46H99V44L97 45V47H98ZM101 46H103V44H102ZM104 46H105V45H104ZM104 46H103V50H104V48L106 47V46H105V47H104ZM108 46H109V44H108ZM108 46H107V47H108ZM112 46L118 47V46H116V45H112ZM256 46H257V45H256ZM33 47H34V46H33ZM37 47H38V46H37ZM46 47H47V45H46ZM127 47H128V46H127ZM214 47H215V46H214ZM214 47H213V48H214ZM220 47H221V46H220ZM237 47H238V46H237ZM241 47H242V46H241ZM241 47H239L238 49H240ZM64 48H67V47L64 46ZM64 48H63V49H64ZM101 48H102V47H101ZM112 48H114V47H112ZM222 48H223V47H222ZM233 48H232V49H233ZM246 48H247V51H248V50H249V49H248L249 47H246ZM252 48H253V47H252ZM0 49H1V48H0ZM15 49H16V48H15ZM18 49H20V46H19ZM44 49H45V48H44ZM63 49H62V50H63ZM89 49H90V48H89ZM94 49H96V48L94 47ZM109 49H110V48H109ZM109 49H108V51L111 52L112 50L110 51ZM128 49H129V48H128ZM128 49H126V50H128ZM214 49H216V48H214ZM253 49H254V48H253ZM253 49H252V50H253ZM256 49H257V48H256ZM7 50H8V49H7ZM10 50H11V48H10ZM10 50H9V51H10ZM56 50H57V49H56ZM66 50H67V49H66ZM90 50H91V49H90ZM90 50H89V51H90ZM99 50H101V49H99ZM113 50H115V49H113ZM183 50H184V49H183ZM242 50H243V49H242ZM250 50H251V49H250ZM250 50L248 51L247 55L245 56L246 58L249 56V55H248L249 53L251 54L252 50H251V52H250ZM0 51H1V50H0ZM12 51H13V50H12ZM38 51H39V50H38ZM87 51H88V49H87ZM101 51H102V50H101ZM105 51H106V50H105ZM108 51H107V53H108ZM213 51H214V50H213ZM234 51H235V49H234ZM245 51H246V49L243 50V52H245ZM255 51H257V53H258V50H255ZM1 52H2V51H1ZM16 52H17V51H16ZM16 52H14V53H16ZM41 52H42V51H41ZM78 52H79V51H78ZM96 52H99V51L96 50ZM102 52H103V51H102ZM112 52H113V51H112ZM215 52H216V51H215ZM235 52H237V51H235ZM235 52H234V53H235ZM240 52H241V51H240ZM243 52H241V53L244 55ZM52 53H55V52H52ZM90 53H92V52L90 51ZM99 53H100V52H99ZM118 53H119V52H118ZM127 53H128V52H127ZM151 53H152V52H151ZM160 53H161V51H160ZM195 53H197V52H195ZM234 53H233V54H234ZM238 53H239V51H238ZM252 53H253V52H252ZM254 53H256V52H254ZM5 54H6V53H5ZM9 54H10V53H9ZM16 54H17V53H16ZM85 54H86V53H85ZM105 54H106V53H105ZM128 54H130V53H128ZM142 54H143V53H142ZM185 54H186V53H185ZM231 54H232V52H231ZM231 54H229V55H231ZM233 54H232V56H236V57H237V53H236L235 55H233ZM242 54H241V56H242ZM260 54H261V53H260ZM260 54H259V55H260ZM42 55H43V54H41V55H39V56H42ZM53 55H54V54H53ZM62 55H65V54L62 53ZM62 55H61V56H62ZM71 55H72V54H71ZM77 55H78V54H77ZM98 55H99V54H98ZM106 55H107V54H106ZM106 55H105V56H106ZM138 55H139V54H138ZM216 55H217V53H216ZM239 55H240V54H239ZM254 55H255V54H254ZM262 55H263V54H262ZM17 56H18V55H17ZM35 56H36V55H35ZM47 56H48V54H47ZM57 56H59V54H57ZM65 56H66V55H65ZM80 56H81V55H80ZM80 56H79V57H80ZM85 56H86V55H85ZM90 56H91V54H90ZM94 56H95V55H94ZM94 56H92V59H93ZM107 56H108V55H107ZM123 56H124V55H123ZM123 56H122V57H123ZM128 56H129V55H128ZM141 56H142V55H141ZM149 56H150V54H149ZM162 56H163V55H162ZM187 56H188V55H187ZM241 56H240V58H241ZM19 57H20V56H18V57H16V58H19ZM33 57H34V56H33ZM103 57H104V56H103ZM129 57H130V56H129ZM137 57H138V56H137ZM167 57H168V56H167ZM184 57H185V55H184ZM258 57H259V56H258ZM7 58H8V57H7ZM11 58H12V56L10 57V59H11ZM13 58H14V56H13ZM13 58H12V59H13ZM39 58H40V57H39ZM41 58H42V57H41ZM65 58H66V57H65ZM67 58H68V57H67ZM71 58H72V56H71ZM85 58H86V57H85ZM89 58H90V57H88V59H89ZM94 58H95V57H94ZM96 58H98V57H96ZM127 58H128V57H127ZM150 58H151V56H150ZM226 58H227V56H226ZM237 58H238V57H237ZM237 58H236V59L233 58V59H235V61H237V60H238ZM240 58H239V60L241 61L243 58H242V59H240ZM251 58H252V57H251ZM251 58H250V59H251ZM261 58H262V57H261ZM8 59H9V58H8ZM10 59H9V60H10ZM14 59H15V58H14ZM44 59H46V58H44ZM62 59H63V60H66V59H64V58H62ZM62 59H61V61H63ZM74 59H75V58H74ZM78 59H79V58H78ZM101 59H102V56H101ZM139 59H140V58H139ZM153 59H154V58H153ZM158 59H159V58H158ZM158 59H157V60H158ZM169 59H170V58H169ZM171 59H172V57H171ZM171 59H170V60H171ZM193 59H194V58H193ZM244 59H245V58H244ZM244 59H243V60H244ZM247 59H249V58H247ZM4 60H5V59H3V62H4ZM20 60H21V59L16 60V61L19 62ZM57 60L59 61L58 58H57ZM67 60H68V59H67ZM84 60H85V59H84ZM126 60H127V59H126ZM126 60H124V61L127 62ZM243 60H242V62H243ZM256 60H259V61H260V59H257V58H256ZM46 61H47V60H46ZM53 61H55V59H54ZM58 61H57V62H58ZM75 61H76V60H75ZM101 61H102V60H101ZM117 61H118V60H117ZM119 61H120V60H119ZM177 61H178V60H177ZM183 61H184V60H183ZM224 61H225V60H224ZM235 61H234V65L236 64ZM259 61H258V62H259ZM8 62H9V61H8ZM10 62H14V61L12 60V61H10ZM17 62H16V64H18ZM20 62H21V61H20ZM20 62H19V63H20ZM47 62H48V61H47ZM47 62H46V63H47ZM57 62L55 61V63H57ZM64 62H65V61H64ZM66 62H68V61H66ZM80 62H81V60H80ZM87 62H89V61H87ZM97 62H98V60H97ZM115 62H116V61H115ZM125 62H124V63H125ZM237 62H238V61H237ZM256 62H257V61H256ZM258 62H257V63H258ZM260 62H261V61H260ZM14 63H15V62H14ZM48 63L50 64V62H48ZM77 63H78V61H77ZM84 63H86V62H83V65H84ZM129 63H130V62H129ZM136 63H137V62H136ZM238 63H239V62H238ZM252 63H254V61H253ZM10 64L13 66L12 63H10ZM20 64H21V63H20ZM34 64H35V63H34ZM39 64H40V63H39ZM59 64H60V63H59ZM59 64H58L56 67H58ZM64 64L66 65V63H64ZM79 64H81V63H79ZM86 64H87V63H86ZM99 64H100V63H99ZM99 64H98V65H99ZM132 64H133V63H132ZM239 64H240V63H239ZM244 64H245V62H244ZM246 64H247V63H246ZM248 64H249V61H248ZM47 65H48V64H47ZM67 65H68L67 67L65 66L66 69L69 67L70 64L67 63ZM143 65H144V64H143ZM236 65H237V64H236ZM250 65H251L250 67H252L253 64H250ZM256 65L258 66V64H256ZM12 66H11V67H12ZM17 66H18V65H17ZM17 66L14 64V68L17 67ZM49 66H50V65H49ZM49 66H48V67H49ZM88 66H89V65H88ZM88 66H87V67H88ZM124 66H125V64H124ZM165 66H166V65H165ZM238 66H240V65H238ZM259 66H260V63H259ZM22 67H23V66H22ZM61 67H63V66H61ZM72 67H74V65H72ZM72 67H71V68H72ZM80 67H81V66H80ZM83 67H84V66H83ZM103 67H104V65H103ZM103 67H101V68H103ZM116 67H117V66H116ZM137 67H138V66H137ZM144 67L147 68L148 66L145 65ZM233 67H234V68L232 69V71L236 70L235 66H233ZM236 67H237V66H236ZM20 68H21V67H20ZM49 68H51V66H50ZM58 68H59V67H58ZM113 68H114V67H113ZM124 68H125V67H124ZM130 68H131V67H130ZM150 68H152V67L150 66ZM246 68H247V67H246ZM252 68H253V67H252ZM259 68H260V67H259ZM6 69L8 70V68H6ZM34 69H35V68H34ZM78 69H79V68H78ZM86 69H87V68H86ZM98 69H99V68H98ZM120 69H121V68H120ZM249 69L251 70V68H249ZM253 69H255V68H253ZM63 70H64V69H63ZM84 70H85V69H83V71H84ZM93 70H94V69H93ZM99 70L102 71L101 69H99ZM115 70H116V69H115ZM124 70H125V69H124ZM142 70H143V69H141V71H142ZM148 70H149V71H152L151 69H148V68H147V71H148ZM239 70H240V69H239ZM239 70H238V71H239ZM246 70H247V69H246ZM255 70H256V69H255ZM10 71H11V70H10ZM22 71H24V70H22ZM27 71H28V70H27ZM27 71H26V72H27ZM36 71H37V70H36ZM68 71H69V69H68ZM77 71H78V70H77ZM107 71H109V70H107ZM119 71H120V70H119ZM232 71H231V72H232ZM252 71H253V70H251V71L247 74V72H248V70H247V72L244 73V75H245V74H247V75H251L250 73H253ZM26 72H25V73H26ZM32 72H33V71H32ZM43 72H44V71H43ZM47 72H48V71H47ZM70 72H71V71H70ZM75 72H76V71H75ZM97 72H98V71H97ZM113 72H114V71H113ZM115 72H116V71H115ZM115 72H114V73H115ZM121 72H122V71H121ZM121 72H120V73H121ZM154 72H155V71H154ZM240 72H242V71H240ZM255 72H257V70H256ZM255 72H254V74H255ZM17 73H18V72H17ZM28 73H29V72H28ZM40 73H41V72H40ZM114 73H113V74H114ZM116 73H118V72H116ZM120 73H119V74H120ZM136 73H137V72H136ZM232 73H233V72H232ZM19 74H20V72H19ZM21 74H22V73H21ZM29 74H30V73H29ZM73 74H74V73H73ZM78 74H79V72H78ZM125 74H128V72L125 73ZM229 74H230V72H229ZM13 75H14V74H13ZM34 75H35V73H34ZM68 75H69V74H68ZM70 75H72V74H70ZM81 75H82V73H81ZM114 75H116V74H114ZM152 75L155 76L154 74H152ZM231 75H232V74H231ZM234 75H236V74H234ZM31 76H32V75L30 74L29 77H31ZM227 76H228V74H227ZM227 76H226V77H227ZM242 76H243V74L241 75V78H242ZM257 76H258V75H257ZM4 77H5V76H4ZM18 77H19V76H17V78H18ZM42 77H43V76H42ZM69 77H70V76L67 77V78H68V79H66L67 81L70 79ZM79 77H80V76H79ZM125 77H126V76H125ZM127 77H128V76H127ZM239 77H240V75H239ZM246 77H248V76H245L244 81H246ZM252 77H253V76H252ZM17 78H16V79H17ZM31 78H32V77H31ZM71 78H72V76H71ZM74 78H75V77H74ZM96 78H97V77H96ZM107 78H108V77H106V79H107ZM144 78H145V77H144ZM157 78H158V77H157ZM159 78H160V77H159ZM241 78H238V79H239V84L242 83V82H241L242 80L240 81ZM243 78H244V77H243ZM254 78H256V75H254ZM1 79H2V78H1ZM14 79H15V78H14ZM14 79H13V80H14ZM27 79H28V78H27ZM35 79H36V77H35ZM72 79H73V78H72ZM88 79H89V78H88ZM106 79H105V80H106ZM122 79H123V78H122ZM127 79H128V78H127ZM145 79H146V78H145ZM2 80L4 81V79H2ZM30 80H31V79H30ZM42 80H43V79H42ZM102 80H104V78H103ZM107 80H108V79H107ZM123 80H124V79H123ZM227 80H228V79H227ZM227 80H226V81H227ZM230 80H231V79H230ZM254 80H255V79H254ZM39 81H40V80H39ZM44 81H45V80H44ZM52 81H53V80H52ZM86 81H87V80H86ZM121 81H122V80H121ZM128 81H129V79H128ZM135 81H136V80H135ZM152 81H153V80H152ZM156 81H157V79H156ZM156 81H155V82H156ZM244 81H243V82H244ZM248 81H249V80L247 79V82H248ZM251 81H252V80H251ZM251 81H250V83L248 82V84H251ZM262 81H263V80H262ZM35 82H36V80H35ZM40 82H41V81H40ZM50 82H51V81H50ZM68 82H70V81H68ZM71 82L73 83V81H71ZM104 82H105V81H104ZM106 82H107V81H106ZM164 82H165V81H164ZM228 82H229V80H228ZM237 82H238V80H237ZM240 82H241V83H240ZM247 82H246V83H247ZM24 83H25V82H24ZM75 83H76V82H75ZM119 83L121 84L122 82L119 81ZM125 83H127V82L125 81ZM130 83H131V82H130ZM130 83H128V84H130ZM133 83H134V82H133ZM149 83H150V82H149ZM100 84H103V83H100ZM120 84H119V85H120ZM236 84H237V83H236ZM0 85H1V84H0ZM41 85H43V84H41ZM44 85H45V84H44ZM121 85H122V84H121ZM133 85H134V84H133ZM227 85H228V84H227ZM246 85H247V84H246ZM246 85L244 86V88L246 87ZM100 86H101V85H100ZM123 86L127 89V87H126L125 85H123ZM143 86H144V85H143ZM237 86H238V84H237ZM247 86H248V85H247ZM42 87H43V86H42ZM74 87H75V86H74ZM97 87H98V86H97ZM118 87H119V86H118ZM120 87H121V86H120ZM133 87H134V86H133ZM135 87H136V86H135ZM140 87H141V86H140ZM229 87H230V85H229ZM238 87H239V86H238ZM241 87H242V86H241ZM241 87H240L239 90H244V89H241ZM0 88H4V87H2V85H1ZM5 88H6V87H5ZM5 88H4V89H5ZM16 88H17V87H16ZM51 88H52V87H51ZM76 88H77V87H76ZM115 88H117V86H116ZM136 88H137V87H136ZM154 88H155V87H154ZM220 88H221V87H220ZM248 88H249V87H248ZM77 89H78V88H77ZM79 89H80V88H79ZM99 89H100V87H99ZM103 89H104V86H103ZM118 89H119V88H118ZM118 89H117V90H118ZM140 89H141V88H140ZM144 89H145V88H144ZM179 89H180V88H179ZM230 89H232L233 91L236 90V88L234 89V87H232V88L230 87ZM5 90H6V89H5ZM50 90H51V89H50ZM53 90H54V89H53ZM53 90H52V91H53ZM55 90H56V88H55ZM82 90H83V87H82ZM120 90H121V89H120ZM120 90H119V91H120ZM135 90H137V89H135ZM182 90H183V89H182ZM222 90H223V89H222ZM232 90H231V91H232ZM246 90H247V89H246ZM21 91H22V90H21ZM37 91H38V90H37ZM89 91H90V90H89ZM97 91H98V90H97ZM131 91H132V89H131ZM138 91H139V88H138ZM171 91H172V90H171ZM194 91H195V90H194ZM39 92H40V91H39ZM54 92H55V91H54ZM110 92H111V91H110ZM152 92H153V90H152ZM236 92H237V91H235V93H236ZM263 92H264V86H262L261 84H259V85L257 86V95H260V94L263 93ZM44 93H45V92H44ZM56 93H57V92H56ZM98 93H99V91H98ZM118 93H119V92H118ZM129 93H131V92H129ZM222 93H223V92H222ZM241 93L243 94V92H241ZM241 93H239V94H241ZM7 94H8V92L6 93V95H7ZM51 94H52V93H51ZM61 94H62V93H61ZM101 94H102V93H101V89H100V96H101ZM105 94H106V93H105ZM105 94H103V96L106 98V95H105ZM110 94H111V93H110ZM116 94H117V93H116ZM131 94H132V93H131ZM223 94H224V93H223ZM236 94H237V93H236ZM242 94H241V95H242ZM244 94H247V92H245ZM244 94H243V95H244ZM8 95H9V94H8ZM8 95H7V96H8ZM19 95H20V94H19ZM48 95H49V94H48ZM98 95H99V94H98ZM119 95H120V94H119ZM122 95H123V94H121L120 96L123 97ZM140 95H141V93H140ZM153 95H154V94H153ZM156 95H157V94H156ZM160 95H161V94H160ZM231 95H232V94H231ZM42 96H43V95H42ZM44 96H45V95H44ZM58 96H59V95H58ZM68 96H69V95H68ZM120 96L116 95V97H119L118 99H121ZM157 96H158V95H157ZM245 96H246V95H245ZM9 97H10V95H9ZM16 97H17V96H16ZM31 97H32V96H31ZM96 97H97V95H96ZM125 97H127V96H125ZM125 97H123V100L125 99ZM151 97H152V95H151ZM155 97H156V96H155ZM167 97H168V96H167ZM238 97H241V96L238 95ZM242 97H243V96H242ZM51 98H52V97H51ZM65 98H66V97H65ZM101 98L103 99L102 96H101ZM101 98H99V100H100ZM137 98H139V97H137ZM149 98H150V96H149ZM196 98H197V97H196ZM233 98H234V96H233ZM252 98H253V97H252ZM0 99L2 100L3 98H1V96H0ZM12 99H13V98H12ZM32 99H33V97H32ZM52 99H53V98H52ZM57 99H58V98H57ZM102 99H101V102H103V100H104V99H103V100H102ZM134 99H135V98H134ZM134 99H133L132 101H134ZM142 99H143V98H142ZM150 99L152 100V98H150ZM153 99H154V98H153ZM156 99H157V98H156ZM1 100H0V101H1ZM29 100H30V99H29ZM106 100H107V99H106ZM106 100H105V101H106ZM108 100H110V99H108ZM108 100H107V102H108ZM123 100H121V102H122ZM127 100H128V99H127ZM127 100H126V102H128ZM129 100H130V99H129ZM154 100H155V99H154ZM169 100H170V99H169ZM4 101H5V102H8V101H6V100H4ZM155 101H156V100H155ZM31 102H32V101H31ZM31 102H30V103H31ZM42 102H43V101H42ZM51 102H53V101H51ZM97 102H98V101H97ZM101 102H100V103H101ZM118 102H119V101H118ZM121 102H120V103H121ZM135 102H136V100H135ZM135 102H133V103H135ZM138 102H139V101H138ZM147 102H148V101H147ZM157 102H158V100H157ZM159 102H160V100H159ZM2 103H3V102H2ZM2 103H1V104H2ZM8 103H9V102H8ZM14 103H15V102H14ZM30 103H29V104H30ZM55 103H56V102H55ZM60 103H61V102H60ZM65 103H66V102H65ZM111 103H112V102H110V104H111ZM123 103H124V102H123ZM223 103H224V101H223ZM22 104H23V103H22ZM102 104H103V103H102ZM102 104H101V105H102ZM104 104H105V103H104ZM107 104H108V103H107ZM110 104H109V106H108L109 109H110ZM118 104H119V103H118ZM130 104H131V103H130ZM160 104H161V103H160ZM8 105H9V104H8ZM53 105H55V104H53ZM63 105H64V104H63ZM111 105H112V106H113V105L115 106V104H111ZM125 105H126V104H125ZM128 105H129V104H128ZM137 105H138V104H137ZM137 105H136V106H137ZM183 105H184V104H183ZM224 105H226V103H225ZM4 106H5V105H4ZM4 106H3V109H2V110H4ZM66 106H67V105H66ZM66 106H65L64 108H66ZM75 106H76V105H75ZM97 106H98V105H97ZM152 106H153V105H152ZM54 107H55V106H54ZM56 107H57V106H56ZM108 107H107V108H108ZM115 107H116V106H115ZM127 107H129V106H127ZM137 107H138V106H137ZM147 107H148V106H147ZM51 108H52V107H51ZM80 108H81V107H80ZM116 108H117V107H116ZM116 108H115V110H118V108H117V109H116ZM129 108H130V107H129ZM129 108H128V110H129ZM131 108H132V107H131ZM131 108H130V110H131ZM149 108H150V107H149ZM152 108H154V106H153ZM5 109L7 110V107H6ZM12 109H13V108H12ZM14 109H15V108H14ZM14 109H13V110H14ZM22 109H23V108H22ZM46 109H47V108H46ZM53 109H54V108H52V110H53ZM0 110H1V109H0ZM2 110H1V111H2ZM6 110H4V111H6ZM36 110H37V109H36ZM47 110H48V109H47ZM79 110H80V109H79ZM94 110H95V109H94ZM99 110H102V109H99ZM130 110H129V111H130ZM7 111H8V110H7ZM7 111H6V112H7ZM49 111H50V110H49ZM69 111H70V110H69ZM125 111H127V110H125ZM129 111H127V113H128ZM132 111H133V110H131L130 112H132ZM155 111H156V110H155ZM19 112H20V111H19ZM60 112H61V111H60ZM73 112H75V111H73ZM77 112H78V111H77ZM81 112H82V111H81ZM91 112H92V111H91ZM101 112H102V111H101ZM104 112H105V111H104ZM104 112H103V113H104ZM119 112H120V110H119ZM130 112H129V113H130ZM133 112H134V111H133ZM133 112H132V113H133ZM62 113H63V112H62ZM106 113H107V114L109 113V112H107V109H106L105 114H106ZM117 113H118V112H117ZM120 113H121V112H120ZM129 113H128V115H129ZM0 114H1V113H0ZM54 114H55V113H54ZM72 114H74V113H72ZM82 114H84V113H82ZM82 114H79V116L82 115ZM86 114H87V113H86ZM89 114H90V113H89ZM89 114H88V115H89ZM125 114H126V112H125ZM43 115H44V114H43ZM61 115H62V114H61ZM84 115H85V114H84ZM88 115H87V117L90 116V115H89V116H88ZM91 115H92V113H91ZM108 115H109V114H108ZM117 115H118V114H117ZM134 115H135V114H133V116H134ZM222 115H223V114H222ZM222 115H221V116H222ZM243 115L246 116V119L248 120V121H247L248 123L244 125V130H245L246 132L250 133L251 138H253V131H254V129L260 124V121H258L257 118L252 117V115H251L250 113L247 114V115L243 113ZM51 116H54V115H51ZM110 116H111V115H110ZM110 116H109V117H110ZM130 116H132V115L130 114L129 117H130ZM139 116H140V115H139ZM141 116H142V115H141ZM223 116H224V115H223ZM22 117H23V116H22ZM54 117H55V116H54ZM81 117L83 118V115H82ZM81 117H80V119H81ZM87 117H86V118L84 117V118H85L86 120H88L90 117H89V118H87ZM106 117H108V116L106 115ZM118 117H119V115H118ZM118 117H117V119H118ZM127 117H128V116H127ZM34 118H35V117H34ZM37 118H38V117H37ZM60 118H61V117H60ZM60 118H59V119H60ZM73 118H74V117H73ZM98 118H99V117H98ZM104 118H105V117H104ZM124 118H125V116H124ZM156 118H157V117H156ZM156 118H155V119H156ZM15 119H16V118H15ZM17 119H18V118H17ZM47 119H48V118H47ZM76 119H77V116H76L75 120H76ZM85 119H84V120H85ZM125 119H126V118H125ZM128 119H132V118L130 117V118H128ZM138 119H139V118H137L136 120L138 121ZM179 119H180V118H179ZM191 119H192V118H191ZM52 120H53V119H52ZM70 120H71V119H70ZM75 120L73 119V121H75ZM81 120H82V119H81ZM81 120H80V121H81ZM84 120H83V121H84ZM86 120H85V122H86ZM100 120H101V119H100ZM126 120H127V119H126ZM132 120H134V119H132ZM5 121H6L8 124H10V123H11V115L7 116V117L5 118ZM35 121H36V120H35ZM61 121H62V120H61ZM71 121H72V120H71ZM80 121H79V122H80ZM88 121H89V120H88ZM98 121H99V120H98ZM104 121H105V120H104ZM104 121H102V122H104ZM116 121H118V123H119V119L116 120ZM128 121H129V120H127V122H128ZM21 122H23V121H21ZM21 122H19V123H21ZM36 122H37V121H36ZM36 122H35V123H36ZM52 122H53V121H52ZM89 122H90V121H89ZM112 122H113V121H112ZM130 122H132V121H130ZM135 122H136V121H135ZM191 122H192V121H191ZM221 122H222V121H221ZM33 123H34V119H33ZM38 123H40V122H38ZM57 123H58V122H57ZM59 123H60V122H59ZM70 123H72V122H70ZM70 123H69V124H70ZM81 123H82V121H81ZM87 123H88V122H87ZM87 123H86V124H87ZM96 123H97V122H96ZM116 123H117V122H116ZM125 123H126V122H125ZM128 123H129V122H128ZM46 124H47V123H46ZM62 124H63V123H62ZM76 124H77V121H76ZM76 124H73V123H72V126H73V125H76ZM106 124H107V123L104 122V125H102V127H103V126L106 127ZM0 125H2V124H0ZM6 125H7V124H6ZM80 125L83 126V127H84V126H85V127L87 126V125H84V123H83V124H80V123H79L78 128L80 127ZM109 125H111V124L109 123ZM112 125H114V124H112ZM112 125H111V126H112ZM116 125H117V124H116ZM116 125L114 126V129H116V128L118 127V125H117V127H116ZM129 125H130V124H129ZM129 125H128V126H122V127H125V129H123V130H127L126 127H131V126H132V125H130V126H129ZM144 125H145V124H144ZM194 125H195V124H194ZM34 126H35V124H34ZM36 126H37V124H36ZM69 126H70V125H69ZM76 126H77V125H76ZM88 126H89V125H88ZM95 126H96V125H95ZM111 126H110V127H111ZM137 126H138V124H137ZM139 126H140V125H139ZM174 126H175V125H174ZM1 127H3V125H2ZM31 127H32V126H31ZM38 127H39V126H38ZM57 127H59V126H57ZM102 127H101V128H102ZM210 127H212V126H210ZM71 128H72V130H74V127H71ZM71 128L69 127V129H71ZM80 128H81V127H80ZM90 128H92V125H90ZM98 128H99V127H98ZM108 128H109V126H108ZM138 128H139V127H138ZM196 128H198V127H196ZM202 128H203V127H202ZM1 129H2V128H1ZM1 129H0V132H1ZM35 129H37V128H35ZM59 129H60V128H59ZM61 129H63V128H61ZM81 129H82V128H81ZM93 129H94V128H93ZM95 129H96L95 131H97V128H96V127H95ZM99 129H100V128H99ZM114 129H113V131H112L113 133H114ZM139 129L141 130V128H139ZM198 129H199V128H198ZM198 129H197V130H198ZM206 129H207V128H205L204 131H206ZM2 130H3V129H2ZM77 130H78V129H77ZM88 130H89V128H88ZM101 130H102V129H101ZM116 130H117V129H116ZM207 130H208V129H207ZM213 130H216V129L213 128ZM75 131H76V128H75ZM193 131L195 132V130H193ZM202 131H203V130H202ZM238 131H239V130H238ZM256 131H257V130H256ZM46 132H47V131H46ZM71 132L74 134V131H71ZM81 132H83V131L80 130V134H81ZM122 132H123V131H122ZM124 132H126V131H124ZM1 133H3V132H1ZM14 133H15V132H14ZM41 133H42V132H41ZM75 133H76V132H75ZM77 133H78V132H77ZM103 133H104V130H103ZM105 133H107V131H106ZM108 133H109V130H108ZM213 133H214V132H213ZM53 134H54V133H53ZM117 134H118V133H117ZM122 134H123V133H122ZM125 134H126V133H124V136H125ZM215 134H216V132H215ZM3 135H5V134L3 133ZM28 135H29V134H28ZM41 135H42V134H41ZM75 135H76V134H75ZM78 135H79V134H78ZM97 135H98V134H97ZM97 135L95 134L94 136H97ZM115 135H116V134H115ZM128 135H129V134H128ZM6 136H7V135H5V138H7ZM45 136H46V135H45ZM65 136H66V133H65ZM94 136L92 135L93 138H94ZM126 136H127V134H126ZM1 137H2V136H1ZM13 137H14V136H13ZM27 137H28V136H27ZM85 137H86V135H85ZM98 137H99V136H98ZM107 137H108V136H107ZM127 137H128V136H127ZM127 137H126V139H127ZM39 138H40V137H39ZM95 138H96V137H95ZM109 138H110V137H109ZM122 138H123V137H122ZM128 138H129V137H128ZM142 138H143V137H142ZM41 139H43V138H41ZM116 139H118V138H116ZM132 139H134V138H131V140H132ZM137 139H138V138H137ZM139 139H141V138H139ZM144 139H145V138H144ZM1 140H2V138H1ZM5 140H7V139H5ZM38 140H39V139H38ZM66 140H67V139H66ZM78 140H79V139H78ZM101 140H102V139H101ZM104 140H105V138H104ZM107 140H108V139H107ZM145 140H146V139H145ZM3 141H4V139H3ZM34 141H35V140H34ZM34 141H33V144H31L32 146L35 145V144H34ZM41 141H42V140H41ZM45 141H46V140H45ZM61 141H63V139H62ZM64 141H65V139H64ZM89 141H90V140H89ZM92 141H93V140H92ZM110 141H111V140H110ZM121 141H122V140H121ZM121 141H120V143H121ZM127 141H128V140L125 141L126 144L129 143V141H128V142H127ZM140 141H141V140H140ZM220 141H222V139H220ZM36 142H37V140H36ZM36 142H35V143H36ZM38 142H39V141H38ZM42 142H43V141H42ZM56 142H57V141H56ZM59 142H60V141H58V143H59ZM68 142H70V140H68ZM68 142H67V143H68ZM100 142H101V141H100ZM102 142H103V141H102ZM102 142H101V143H102ZM111 142H112V141H111ZM147 142H148V140H147ZM149 142H150V141H149ZM151 142H152V141H151ZM216 142H217V141H216ZM263 142H264V141H263ZM4 143H5V142H4ZM60 143H61V142H60ZM65 143H66V142H65ZM65 143H64V144H65ZM70 143H71V142H70ZM91 143H93V142H91ZM107 143H109V142H107ZM113 143H114V142H113ZM122 143H123V142H122ZM152 143H154V142H152ZM214 143H215V142H214ZM217 143H218V142H217ZM222 143H223V141H222ZM7 144H8V143H7ZM12 144H13V143H12ZM12 144H11V145H12ZM22 144H24V142H23ZM71 144H72V143H71ZM94 144H98V143L95 142ZM103 144H104V143H103ZM105 144H106V143H105ZM133 144H135V143L133 142ZM133 144H132V146H133ZM137 144H139V142H137ZM137 144H136V145H137ZM142 144H143V143H142ZM5 145H6V144H5ZM13 145H14V144H13ZM17 145H18V144H17ZM28 145H29V142H28ZM28 145H27V146H28ZM39 145H40V142H39ZM39 145L37 144V147H38ZM65 145L67 146V144H65ZM76 145H77V144H76ZM78 145H79V144H78ZM78 145H77V147H78ZM88 145H90V144H88ZM88 145H87V146H88ZM107 145H108V144H107ZM136 145H135V147H136ZM188 145H189V144H188ZM194 145H195V144H194ZM0 146H1V145H0ZM3 146H4V145H3ZM3 146H1V147L3 148ZM8 146H10V144L7 145V147H8ZM24 146H25V145H24ZM35 146H36V145H35ZM35 146H34V148H35ZM58 146H60V145L58 144ZM61 146H62V145H61ZM61 146H60V147H61ZM69 146H70V145H69ZM74 146H75V145H74ZM80 146H83V145H80ZM91 146L93 147V144H91ZM94 146H95V145H94ZM104 146H105V145H104ZM127 146H128V145H127ZM1 147H0V148H1ZM10 147H11V146H10ZM13 147H14V146H13ZM20 147L22 148L23 145H21ZM28 147H29V146H28ZM28 147H27V148H28ZM72 147H73V146H72ZM83 147H84V146H83ZM83 147H82V148H83ZM85 147H86V146H85ZM89 147H90V146H89ZM123 147H124V146H123ZM188 147H189V146H188ZM231 147H232V146H231ZM2 148H1V149H2ZM11 148H12V147H11ZM11 148L9 149V151L11 150ZM23 148H24L25 151H26V148H25V147H23ZM57 148H58V147H57ZM57 148H56V150H57ZM73 148H74V147H73ZM82 148H81V149H82ZM94 148H95V147H94ZM103 148H104V147H103ZM111 148H112V147H111ZM114 148H115V147H114ZM118 148H119V147H118ZM124 148H125V147H124ZM150 148H151V146H150ZM29 149H30V148H29ZM32 149H33V148H32ZM58 149H59V148H58ZM62 149H63V148H62ZM69 149H70V148H69ZM78 149H79V148H78ZM83 149L85 150V148H83ZM106 149H107V148H106ZM108 149H109V147H108ZM125 149H126V148H125ZM147 149H148V148H145L144 151L146 152V154L148 153V155H149L150 152L146 151ZM4 150H6V149H4ZM13 150H14V149H13ZM19 150H20V149H19ZM51 150H52V149H51ZM60 150H61V149H60ZM71 150H72V149H71ZM73 150H74V149H73ZM86 150H87V148H86ZM123 150H124V149H123ZM192 150H193V149H192ZM2 151H3V150H2ZM21 151H22V150H21ZM31 151H32V150H31ZM34 151H35V150H34ZM40 151H41V150H40ZM58 151H59V150H57V152H58ZM76 151H77V150H76ZM98 151H99V150H98ZM100 151H101V150H100ZM108 151H109V150H108ZM115 151H116V149H115ZM130 151H131V149H130ZM239 151H240V150H239ZM4 152H5V151H4ZM22 152H24V151H22ZM54 152H55V150H54ZM72 152H73V151H72ZM79 152L81 153L82 151L79 150ZM83 152H84V151H83ZM96 152H97V151H96ZM101 152H102V151H101ZM103 152H105V151H103ZM111 152L113 153V150H112ZM19 153H21V152H19ZM61 153H62V152H61ZM69 153H70V152H69ZM69 153H67V156H68ZM130 153H131V152H130ZM130 153H129V154H130ZM132 153L135 154L134 151H132ZM196 153H197V152H196ZM48 154H49V152H48ZM50 154H51V152H50ZM58 154H60V151L58 152ZM74 154H75V151H74ZM76 154H77V153H76ZM93 154H94V153H93ZM93 154H92V155H93ZM107 154H108V152H107ZM134 154H133L132 156H135V157H136V154H135V155H134ZM174 154H175V153H174ZM207 154H208V153H207ZM53 155H54L55 157L57 156L56 154H53ZM60 155H61V154H60ZM60 155H59V156H60ZM69 155H70V154H69ZM79 155H80V154H79ZM100 155H101V153H100ZM102 155H103V154H102ZM195 155H197V154H195ZM50 156H51V155H50ZM62 156H65V155H61L60 157H62ZM72 156H73V155H72ZM200 156H201V155H200ZM37 157H38V156H37ZM45 157H46V156H45ZM55 157H54V158H55ZM60 157H59V158H60ZM65 157H66V156H65ZM73 157H74V156H73ZM76 157H78V156H76ZM76 157H74V158H76ZM85 157H86V156H85ZM93 157H94V156H93ZM98 157H99V156H98ZM101 157H102V156H100V158H101ZM135 157H134V159H135ZM207 157H208V156H207ZM51 158H53V157H51ZM51 158H50V159H51ZM54 158L52 159L53 162H54ZM63 158H64V157H63ZM63 158H60V159H63ZM67 158H69V156H68ZM67 158H64V159H67ZM111 158H112V157H111ZM155 158H156V156H155ZM155 158H153V161H154ZM204 158H205V157H204ZM1 159H2V158H1ZM6 159L8 160V158H6ZM6 159H5V160H6ZM13 159H14V158H13ZM48 159H49V158H48ZM112 159H113V158H112ZM125 159H126V158H125ZM128 159H129V158H128ZM128 159H127V160H128ZM132 159H133V157H132ZM136 159H137V158H136ZM145 159H146V158H144V160H145ZM197 159H199V158L197 157ZM52 160H50L51 163H52V164L50 163V166L53 165ZM74 160H75V159H73V161H74ZM97 160H98V159H97ZM130 160H131V159H130ZM139 160H141V159H139ZM144 160H143V161H144ZM146 160H147V159H146ZM150 160L152 161V158H151ZM156 160L158 161L159 159L157 158ZM206 160H207V159H206ZM209 160H210V159H209ZM14 161H15V160H14ZM45 161H46V160H45ZM45 161H43V162H45ZM63 161H64V160H63ZM63 161H62V164H64ZM66 161H67V160H66ZM66 161H65V162H66ZM82 161H84V158L82 159ZM90 161H91V160H90ZM93 161H94V160H93ZM93 161H91V162H93ZM95 161H96V160H95ZM131 161H132V160H131ZM137 161H138V159H137ZM137 161H135V162H137ZM153 161H152V162H153ZM159 161H160V160H159ZM5 162H6V161H5ZM9 162H10V161H9ZM39 162H40V161H39ZM46 162H47V161H46ZM110 162H111V161H110ZM115 162H116V161H115ZM115 162H114V163H115ZM125 162H126V161H125ZM128 162H130V161L128 160ZM135 162H134V163H135ZM146 162H147V161H146ZM0 163H1V162H0ZM48 163H49V162H48ZM55 163H56V162H55ZM55 163H54V164H55ZM67 163H70V162H69V159H68V162H67ZM72 163H74V162H72ZM75 163H77V162H75ZM75 163H74V164H75ZM79 163H80V162H79ZM87 163H88V162H87ZM93 163H95V162H93ZM111 163H112V162H111ZM114 163H113V164H114ZM143 163H145V162H143ZM153 163H154V162H153ZM158 163H159V162H158ZM164 163H165V162H164ZM7 164H8V163H7ZM65 164H66V163H65ZM74 164H72V165H74ZM80 164H81V163H80ZM83 164H84V163H83ZM131 164H133V162H132ZM138 164H139V163L137 162V165H138ZM155 164H156V161H155ZM160 164H162V163H160ZM201 164H202V163H201ZM201 164H198V165H199L198 168L200 167ZM1 165H2V164H1ZM3 165H4V164H3ZM3 165H2V166H3ZM5 165H6V163H5ZM55 165H56V164H55ZM85 165H86V164H85ZM88 165H89V164H87V166H88ZM90 165L92 166V163H91ZM111 165H112V164H111ZM124 165H125V164H123V166H124ZM137 165H135V166L137 167ZM144 165H146V164H144ZM144 165H142V166H144ZM174 165H175V164H174ZM174 165H173V166H174ZM178 165H179V164H178ZM178 165H177V168H178ZM182 165H183V164H182ZM184 165H185V164H184ZM38 166H39V165H38ZM48 166H49V164H48ZM50 166H49V167H50ZM78 166H79V165H78ZM107 166H108V164H107ZM114 166H115V165H114ZM116 166H117V164H116ZM116 166H115V167H116ZM131 166H132V165H131ZM140 166H141V163H140ZM140 166H139V167H140ZM155 166H156V165H155ZM160 166H161V165H160ZM163 166H164V165H163ZM173 166H172V168H173ZM6 167H7V166H6ZM6 167H5V168H6ZM8 167H9V165H8ZM8 167H7V168H8ZM21 167H22V166H21ZM42 167H44V166H42ZM52 167H53V166H52ZM52 167H50V168H52ZM57 167H58V164H57ZM59 167L61 168V166H59ZM59 167H58V168H59ZM63 167H64V166H63ZM71 167H73V166H71ZM71 167H69V168H70L71 173H72V169H73L74 167H73L72 169H71ZM75 167H76V164H75ZM85 167H86V166H85ZM119 167H121V166L119 165ZM145 167H146V166H145ZM157 167H158V169L160 168V167H159V164H158ZM180 167H182V166L180 165ZM193 167H194V166H193ZM201 167H202V165H201ZM201 167H200V168H201ZM45 168H46V167H45ZM45 168H44V172H45ZM58 168H55V169H58ZM67 168H68V167H67ZM69 168H68V169H69ZM81 168H82V167H81ZM94 168H96V167H94ZM97 168H98V167H97ZM117 168H118V167H116V168H111V167H110V169H115L114 171H116ZM143 168H144V167H143ZM148 168L150 169V167H148ZM174 168H175V167H174ZM194 168H195V167H194ZM198 168H197V169H198ZM203 168H204V167H203ZM20 169H21V168H20ZM23 169H24V168H23ZM46 169H48V168H46ZM53 169H54V168H53ZM62 169H63V170H62ZM62 169H61L62 171H65L64 168H62ZM68 169H67V170H68ZM74 169H75V168H74ZM105 169H106V168H105ZM135 169H136V168H135ZM145 169H146V168H145ZM164 169H165V168H164ZM178 169H179V168H178ZM186 169L188 170V168H186ZM186 169L184 170V172L186 171ZM192 169H193V168H192ZM192 169H191V171H192ZM0 170H1V168H0ZM41 170H42V169H41ZM50 170H51V169H50ZM82 170H83V168H82ZM87 170H89V169L87 168ZM93 170H94V169H93ZM124 170H125V169H124ZM124 170H123V171H124ZM136 170H137V169H136ZM162 170H163V169H162ZM166 170H167V169H166ZM173 170H174V169H173ZM199 170H200V169H199ZM237 170H238V169H237ZM2 171L5 172L4 168L2 169ZM8 171H9V170H8ZM21 171H22V170H21ZM33 171H34V170H33ZM52 171H53V170H52ZM52 171H51V172H52ZM58 171H59V170H58ZM73 171H74V170H73ZM77 171H78V170H77ZM91 171H92V170H91ZM91 171H90V172H91ZM99 171H100V170H98V172H99ZM102 171H103V170H102ZM105 171H106V170H105ZM114 171H113V172H114ZM117 171H118V170H117ZM163 171H164V170H163ZM168 171H169V170H167V172H168ZM170 171H171V170H170ZM174 171H175V170H174ZM179 171H180V169H179ZM188 171H189V170H188ZM188 171H187V172H188ZM195 171H198V170H195V169H194V170H193L194 174H195ZM4 172H1V173H4ZM24 172H25V171H24ZM53 172H54V171H53ZM55 172H56V171H55ZM55 172H54V173H55ZM59 172H60V171H59ZM66 172L68 173V171H66ZM69 172H70V171H69ZM100 172H101V171H100ZM118 172H119V171H118ZM120 172H121V171H120ZM120 172H119V173H120ZM138 172H139V171H138ZM138 172H137V173H138ZM142 172H143V170H142ZM150 172H151V171H150ZM161 172H162V171H161ZM167 172H166V173H167ZM171 172H173V171H171ZM13 173H14V172H13ZM16 173H17V172H16ZM37 173H38V172H37ZM41 173H42V172H41ZM46 173H47V171H46ZM73 173H74V172H73ZM94 173H95V172H94ZM110 173H111V172H110ZM110 173H108V174H110ZM114 173H115V172H114ZM116 173H117V172H116ZM119 173H118V174H119ZM174 173H176V172H174ZM174 173H173V174L170 173V174H171V175H174ZM177 173H178V171H177ZM179 173H180V172H179ZM199 173H200V172H199ZM6 174H7V173H6ZM9 174H10V173H9ZM25 174H27V173H25ZM106 174H107V172H106ZM108 174H107V176H108ZM141 174H142V173H141ZM146 174H147V173H146ZM146 174H144V177L146 176ZM150 174H151V173H150ZM156 174H157V173H156ZM167 174H168V173H167ZM185 174H187V173L185 172ZM188 174H190V171H189ZM4 175H5V174H4ZM30 175H31V174H30ZM45 175H50V173H49V174L47 173V174H45ZM56 175H57V173H56ZM75 175H76V174H75ZM84 175H85V174H84ZM88 175H89V174H88ZM111 175H113V174H110L109 176L111 177ZM138 175H139V174H138ZM147 175H148V177L146 176V178H149V173H148ZM152 175H153V176H156L154 172L152 173ZM179 175H181V174H179ZM179 175H178V176H179ZM190 175H192V174H190ZM196 175H197V173H196ZM203 175H204V174H203ZM203 175L201 174V176H203ZM24 176H25V175H24ZM62 176H63V175H62V172H61V176H60L61 179H60V180L63 179ZM70 176H71V174H70L69 176H66V177H70ZM73 176H74V174H73ZM78 176H79V175H78ZM113 176H114V175H113ZM169 176H170V175H169ZM201 176H200V177H201ZM0 177H1V176H0ZM55 177L59 179V175H58V177H57V176H55ZM63 177H64V176H63ZM66 177H65V178H66ZM156 177H157V176H156ZM159 177H160V175H159ZM176 177H177V175H176ZM1 178H2V177H1ZM1 178H0V179H1ZM8 178H9V177H8ZM15 178H16V177H15ZM26 178H27V176H26ZM38 178H39V177H38ZM65 178H64V180H65ZM73 178H74V177H73ZM73 178H71V180H72ZM94 178H95V177H94ZM105 178H106V177H105ZM107 178H108V177H107ZM128 178L130 179V176H129ZM154 178H155V177H154ZM263 178H264V177H263ZM4 179H5V176H4ZM4 179H3V181H4ZM45 179H46V178H45ZM49 179H50V178H49ZM68 179H70V178H68ZM103 179H104V177H103ZM109 179H110V178H109ZM150 179H151V178H150ZM150 179H149V180H150ZM161 179H162V178H161ZM246 179H247V178H246ZM8 180H9V179H8ZM28 180H29V179H28ZM106 180H107V179H106ZM144 180H145V179H144ZM151 180H154V179L152 178ZM210 180H211V179H210ZM210 180H209V181H210ZM249 180H251V179L249 178ZM262 180H263V179H262ZM1 181H2V180H1ZM10 181H11V180H10ZM29 181H31V180H29ZM32 181H33V180H32ZM38 181H39V180H38ZM44 181H45V180H44ZM46 181H47V180H46ZM55 181H56V180H55ZM66 181H67V180H66ZM72 181H73V180H72ZM90 181H91V180H90ZM103 181H104V180H103ZM111 181H112V180H111ZM121 181H122V180H121ZM121 181H119V183H120ZM123 181H126V180H123ZM154 181H156V180H154ZM154 181H153V182H154ZM160 181H161V180H160ZM197 181H198V180H197ZM209 181H208V182H209ZM263 181H264V180H263ZM34 182H35V181H34ZM63 182H64V181H63ZM67 182H68V181H67ZM94 182H95V181H94ZM101 182H102V181H101ZM105 182H106V181H105ZM117 182H118V181H117ZM130 182H131V181H130ZM151 182H152V181H150V183H151ZM198 182H200V181H198ZM23 183H24V182H23ZM36 183H37V181H36ZM43 183H44V182H43ZM61 183H62V181H61ZM64 183L66 184V182H64ZM78 183H79V182H78ZM98 183H99V182H98ZM109 183H110V182H109ZM115 183H116V182H115ZM119 183H116V184L118 185ZM122 183H124V182H122ZM122 183H121V184H122ZM155 183H156V182H155ZM157 183H158V182H157ZM205 183H206V182H205ZM212 183H213V181H212ZM212 183H211V185H212ZM234 183H235V182H234ZM254 183H255V182H254ZM259 183H263V182H259ZM259 183H258V184H259ZM0 184H1V183H0ZM57 184H58V183H57ZM59 184H60V183H59ZM111 184H114V183L111 182ZM124 184H125V183H124ZM127 184H128V183H127ZM152 184H153V183H152ZM162 184H163V183H162ZM258 184H257V186H258ZM4 185H5V184H4ZM35 185H36V184H35ZM53 185H54V184H53ZM55 185H56V182H55ZM61 185H62V184H61ZM76 185H77V183H76ZM76 185H75V186H76ZM78 185H79V184H78ZM109 185H110V184H109ZM117 185H116V186H117ZM128 185H129V184H128ZM154 185H155V184H154ZM206 185H207V184H206ZM209 185H210V183H209ZM236 185H237V184H236ZM259 185H260V184H259ZM42 186H43V185H41V187H42ZM56 186H57V185H56ZM59 186H60V185H59ZM106 186H107V185H106ZM111 186H112V185H111ZM113 186H114V185H113ZM116 186H115V187H116ZM120 186H121V185H120ZM124 186H125V185H124ZM162 186H163V185H162ZM238 186H239V185H238ZM257 186H256V187H257ZM37 187H38V185H37ZM62 187H63V186H62ZM66 187H68V185H67ZM77 187H78V186H77ZM131 187H133V186L131 185ZM240 187H241V186H240ZM259 187H260V186H259ZM259 187H257V190H258ZM0 188H1V187H0ZM12 188H13V187H12ZM16 188H17V187H16ZM38 188H39V187H38ZM120 188H121V187H120ZM137 188H138V187H137ZM144 188H145V187H144ZM230 188H231V186H230ZM235 188H236V187H235ZM235 188H234V189H235ZM39 189H40V188H39ZM68 189H69V188H68ZM156 189H157V188H156ZM239 189H240V188H239ZM243 189H245V188H243ZM255 189H256V188H255ZM3 190H4V189H3ZM7 190H8V188H7ZM7 190H6V191H7ZM15 190H16V189H15ZM17 190H18V189H17ZM60 190H61V189H60ZM87 190H89V191H90V190H91V191L94 190V191H95V194H96V203L99 204V205H101V206L104 207L105 209H107V210H111V209H113V208L115 207V201H116V200L114 201L113 197H112V196H111L106 190H104V189H100V188H97V187H90V188H88ZM121 190H122V188H121ZM125 190H126V189H125ZM157 190H158V189H157ZM179 190H180V188H179ZM231 190H232V189H231ZM11 191H12V190H11ZM19 191H21V190H19ZM45 191H46V190H45ZM51 191H52V190H51ZM58 191H59V190H58ZM68 191H69V190H68ZM72 191H73V189H72ZM151 191H153V190H151ZM232 191H233V190H232ZM12 192H13V194H14V191H12ZM40 192H41V191H40ZM54 192H55V191H54ZM56 192H57V191H56ZM60 192H62V191H60ZM69 192H70V191H69ZM156 192H157V191H156ZM215 192H216V191H215ZM235 192H236V190H235ZM239 192H240V191H238V189H237L236 194L238 195ZM247 192H248V190H247ZM7 193H8V191H7ZM7 193H6V194H7ZM16 193H17V191H16ZM24 193H26V192H24ZM24 193H23V195H25ZM50 193H51V192H50ZM70 193H71V192H70ZM121 193H122V192H121ZM125 193H126V192H125ZM127 193H129V192H127ZM127 193H126V194H127ZM254 193L257 195L256 191H255ZM46 194L49 195L48 193H46ZM63 194H64V193H63ZM72 194H73V193H72ZM126 194H125V195H126ZM164 194H165V193H164ZM201 194H202V193H201ZM217 194H218V193H217ZM262 194H263V193H262ZM26 195H27V194H26ZM51 195H52V194H51ZM54 195H55V194H54ZM61 195H62V194H61ZM66 195H68V193H67ZM127 195H128V194H127ZM237 195H236V196H237ZM5 196H6V195H5ZM11 196H12V195H11ZM13 196H16V195H13ZM38 196H39V195H38ZM38 196H37V197H38ZM49 196H50V195H49ZM154 196H155V195H154ZM201 196H202V195H201ZM207 196H208V194H207ZM222 196H223V195H222ZM6 197H7V196H6ZM27 197H30V196L28 195ZM31 197H32V196H31ZM91 197H92V196H91ZM117 197H118V196H117ZM117 197H116V198H117ZM145 197H146V196H145ZM209 197H210V196H209ZM238 197H239V195L237 196V201H238ZM259 197H260V196H259ZM1 198H2V197H1ZM39 198H40V197H39ZM138 198H139V197H138ZM169 198H170V197H169ZM229 198H230V197H229ZM240 198L243 199V197H240ZM248 198H249V197H248ZM9 199H11V198H9ZM20 199H21V198H20ZM20 199H19V200H20ZM22 199H23V197H22ZM30 199H31V198H30ZM37 199H38V198H37ZM49 199H50V198H49ZM200 199H202V198H200ZM15 200H16V199H15ZM32 200H33V199H32ZM40 200H41V199H40ZM40 200H38V202H39ZM46 200H48V199H46ZM53 200H54V199H53ZM164 200H165V199H164ZM164 200H163L162 202L165 203ZM167 200H168V199H167ZM171 200H173V197H172ZM202 200H203V199H202ZM235 200H236V198H235ZM245 200H246V199H245ZM27 201H28V199H27ZM35 201H36V200H35ZM49 201H51V200H49ZM61 201H62V200H61ZM73 201H74V200H73ZM124 201H125V200H124ZM168 201H170V199H169ZM168 201L166 202V204H168ZM208 201H209V200H208ZM226 201H227V200H226ZM233 201H234V200H233ZM233 201H231V202L233 203ZM240 201H242V200H240ZM249 201H252V200H249ZM258 201H260V198H259ZM15 202H16V201H15ZM24 202H26V201H24ZM32 202H33V201H32ZM122 202H123V201H122ZM125 202H126V201H125ZM217 202H218V201H217ZM220 202H221V201H220ZM227 202H228V201H227ZM234 202H235V201H234ZM242 202H243V201H242ZM11 203H12V201H11ZM11 203H10V204H11ZM28 203H30V202H27L26 204H28ZM41 203H43V202H41ZM41 203H40V204H41ZM52 203H54V202H51V204H52ZM57 203H59V202H57ZM64 203H65V202H64ZM64 203H63V204H64ZM67 203H68V202H67ZM67 203H66V204H67ZM126 203L128 204V202H126ZM150 203H151V202H150ZM173 203H174V202H173ZM179 203H180V202H179ZM205 203H206V202H205ZM232 203H231V204H232ZM238 203H239V202H238ZM12 204H13V203H12ZM31 204H32V203H31ZM34 204H35V203H34ZM34 204H33V205H34ZM44 204H47V201H46ZM55 204H56V202H55ZM121 204H122V203H121ZM127 204H126V205H127ZM166 204H165L164 206H166ZM170 204H171V203H170ZM235 204H236V203H235ZM235 204H234V205H235ZM2 205H3V204H2ZM7 205H8V204H7ZM14 205H15V204H14ZM22 205H23V203H22ZM36 205H37V202H36ZM41 205H43V204H41ZM69 205H70V204H69ZM69 205H68V206H69ZM71 205H72V204H71ZM71 205H70V206H71ZM85 205H86V203H85ZM85 205H84V206H85ZM87 205H89V204H87ZM128 205H130V204H128ZM131 205H132V204H131ZM160 205H161V204H160ZM172 205H174V204H171V206H172ZM225 205H227V203H226ZM232 205H233V204H232ZM236 205H237V204H236ZM9 206L11 207L12 205H9ZM18 206H19V205H18ZM20 206H21V204H20ZM30 206H31V205H30ZM37 206H38V205H37ZM39 206H40V205H39ZM39 206H38L37 208H43V209H44L46 205H45L44 207H39ZM167 206H168V205H167ZM1 207H3V206H1ZM10 207H9V208H10ZM12 207H13V206H12ZM16 207H17V206H16ZM16 207H15V208H16ZM28 207H29V205L27 206V208H28ZM71 207H72V206H71ZM86 207H87V206H86ZM97 207H98V206H97ZM122 207H123V206H122ZM130 207H131V206H129V207H127V208L130 209ZM225 207H226V206H225ZM237 207H239V206H237ZM237 207H234L235 209H234V208L232 209L231 207H229V209H228V208H227V209H228V210H231V209H232L231 211H233V210H236ZM6 208H8V207H6ZM13 208H14V207H13ZM15 208H14V209H15ZM27 208H26V209H27ZM30 208H31V207H29V209H30ZM35 208H36V207H35ZM90 208H93V207L91 206ZM160 208H162V207H160ZM165 208H166V207H165ZM165 208H163V210H164ZM230 208H231V209H230ZM11 209H12V208H10V210H11ZM14 209H13V210H14ZM32 209H33V207H32ZM87 209H88V208H87ZM98 209H99V208H98ZM157 209H158V208H157ZM173 209H174V208H173ZM203 209H204V208H203ZM5 210H7V209H5ZM13 210H12V211H13ZM16 210H17V209H15L14 211H16ZM18 210H19V209H18ZM18 210H17V211H18ZM21 210H22V209H21ZM23 210H24V208H23ZM30 210H31V209H30ZM33 210H35V209H33ZM33 210H32V211H33ZM39 210H40V209H38V210H36V211L39 212ZM41 210H42V209H41ZM99 210H101V209H99ZM158 210H160V209H158ZM158 210H157V211H158ZM166 210H168V209H166ZM166 210H164L165 213L168 212V211H166ZM170 210H171V209L169 208V211H170ZM201 210H202V209H201ZM209 210H210V209H209ZM237 210H238V209H237ZM8 211H9V210H8ZM28 211H29V210H28ZM28 211H27V212H28ZM36 211H34L35 214H36ZM42 211H43V210H42ZM83 211H84V210H83ZM89 211H91V209H90ZM89 211H88V212H89ZM113 211H114V210H113ZM124 211H127V210H124ZM152 211H153V210H152ZM171 211H172V210H171ZM199 211H200V208H199ZM242 211H243V210H242ZM258 211H259V210H258ZM20 212H21V211H20ZM23 212H24V211H22V213H23ZM27 212H24V213H27ZM34 212H33V213H34ZM38 212H37V214H38ZM85 212H87V211H85ZM85 212H84V213H85ZM100 212H101V211H100ZM137 212L140 213V214L142 215V214H144L145 211H144L143 207L140 205V206L137 207ZM155 212H156V211H155ZM161 212H162V211H161ZM161 212H159V213H161ZM243 212H245V211H243ZM16 213H17V212H15V214H14V213H13V214L16 215ZM18 213H19V212H18ZM24 213H23V214H24ZM30 213H31V212H30ZM39 213L41 214L42 212L40 211ZM82 213H83V212H82ZM92 213H93V211H92ZM101 213H103V212H101ZM120 213H121V212H120ZM156 213H157V212H156ZM159 213H157V214L159 215ZM169 213H170V212H169ZM173 213H174V212H173ZM200 213H201V212H200ZM229 213H230V212H229ZM37 214H36V216H37ZM42 214H43V213H42ZM89 214H91V213H89ZM93 214H95V213H93ZM99 214H100V213H99ZM122 214H123V213H122ZM122 214H121V215H122ZM126 214H127V213H126ZM131 214H132V213H131ZM131 214H130V211H129V215H131ZM175 214H176V213H175ZM204 214H205V213H204ZM29 215H30V214H29ZM85 215H86V214H85ZM105 215L108 216L107 214H105ZM119 215H120V214H119ZM163 215H164V214H163ZM171 215H172V214H171ZM213 215H214V214H213ZM20 216H21V214H20ZM20 216H19V217H20ZM22 216L25 217V218H27V215H26V216L22 215ZM22 216H21V217H22ZM32 216H33V214H32ZM39 216H40V215H38L37 218H39ZM61 216H62V215H61ZM124 216H125V213H124ZM131 216H132V215H131ZM131 216H130V217H131ZM154 216H155V215H154ZM199 216H202V217H203L202 213H201ZM17 217H18V215H17ZM113 217H114V216H113ZM122 217H123V215H122ZM127 217H128V216H126V218H127ZM130 217H129V219H130ZM165 217H167V216H165ZM0 218H1V217H0ZM4 218H5V217H4ZM11 218H12V217H11ZM25 218H22V220L24 221ZM32 218H34V217H32ZM37 218H35V219H37ZM102 218H103V217H102ZM107 218H108V217H106L105 219L107 220ZM118 218H119V217H118ZM196 218H197V216H196ZM211 218H212V217H211ZM218 218H219V217H218ZM237 218H238V217H237ZM13 219H14V218H13ZM13 219H12V220H13ZM19 219H20V218H19ZM39 219H40V218H39ZM85 219H86V218H85ZM89 219H91V218H89ZM110 219H111V218H110ZM116 219H117V217H116ZM124 219H125V218H124ZM129 219H128V220H129ZM197 219H200V220H201V218H199V217H198ZM212 219H214V218H212ZM1 220H2V219H1ZM12 220H11V221H12ZM20 220H21V219H20ZM27 220H29V219H27ZM30 220H34V219H30ZM37 220H38V219H37ZM94 220H95V219H94ZM102 220H103V219H102ZM106 220H105V221H106ZM113 220H115V217H114ZM125 220H126V219H125ZM208 220H209V219H208ZM7 221H8V222H11L10 220H7V219H6V223H7ZM14 221H16V220H14ZM17 221H18V220H17ZM17 221H16V222H17ZM34 221H35V220H34ZM34 221L31 222V224H33ZM41 221H43V219H42ZM87 221H88V220H87ZM166 221H167V220H166ZM172 221H173V220H172ZM204 221H206V219L203 220V222H204ZM215 221H216V220H215ZM218 221H219V220H218ZM28 222L30 223V221H28ZM28 222H26V223H28ZM75 222H76V221H75ZM122 222H123V221H122ZM191 222H193V220H192ZM201 222H202V221H201ZM208 222H209V221H207V223H208ZM219 222H221V221H219ZM231 222H232V221H231ZM233 222H234V221H233ZM4 223H5V222H4ZM18 223H19V221H18ZM123 223H124V222H123ZM234 223H235V222H234ZM8 224H9V223H8ZM8 224H7L6 226H8ZM10 224H11V223H10ZM35 224H36V222H35ZM35 224H34V225H35ZM41 224H43V223H41ZM101 224H102V223H101ZM115 224H116V222H115ZM117 224H118V223H117ZM117 224H116V226H119V224H118V225H117ZM153 224H154V223H153ZM190 224H191V223H190ZM262 224H263V223H262ZM39 225H40V224H39ZM89 225H90V224H89ZM102 225H103V224H102ZM124 225H127V224H124ZM124 225L122 224V226H124ZM154 225H155V224H154ZM186 225L189 227L188 224H186ZM186 225L184 224V226H186ZM204 225H205V224L203 223V226H204ZM4 226H5V225H4ZM6 226H5V227H6ZM12 226H13V224H12ZM16 226H17V224H16ZM26 226H28V225L26 224ZM92 226H93V224H92ZM94 226H96V225H94ZM120 226H121V225H120ZM120 226H119V229H118L119 231L122 230V228H121V230H120ZM150 226H151V225H150ZM191 226H192V225H191ZM197 226L200 228L201 225H197ZM203 226H201V227H203ZM205 226H206V225H205ZM207 226H208V225H207ZM207 226H206V227H207ZM213 226H214V225H212V227H213ZM216 226H217V225H216ZM228 226H229V225H228ZM234 226H235V225H234ZM0 227H1V226H0ZM31 227H32V226H31ZM89 227H90V226H89ZM128 227H129V224H128ZM130 227H131V226H130ZM156 227H157V226H156ZM210 227H211V226H210ZM212 227H211V230H213ZM9 228H10V227H9ZM17 228H18V227H17ZM22 228H23V227H22ZM22 228H21V229H22ZM45 228H46V227H45ZM92 228H93V227H92ZM106 228H107V227H106ZM125 228H127V227H125ZM134 228H136V227H134ZM193 228H194V227H193ZM193 228H192V229H193ZM199 228H198V229H199ZM204 228H205V227H204ZM214 228H215V226H214ZM217 228H220V227L218 226ZM13 229H14V228H13ZM13 229H12V230H13ZM24 229H25V227H24ZM24 229H22V230L25 231ZM33 229H34V228H33ZM47 229H48V227H47ZM50 229H51V228H50ZM96 229H97V228H96ZM101 229H102V227H101ZM104 229H105V228H104ZM151 229H154V228L152 227ZM155 229H156V228H155ZM187 229L189 230V228H186V230H187ZM194 229H195V228H194ZM196 229H197V228H196ZM196 229H195V230H196ZM198 229H197V232H198ZM209 229H210V228H209ZM224 229H227V228L225 227ZM232 229H234V227H233ZM242 229H244V228L242 227ZM0 230L4 231V230L1 229V228H0ZM12 230L10 229V231H12ZM27 230H28V229H27ZM27 230H26V232H24V233H28ZM31 230H32V228H30V231H31ZM54 230H55V229H54ZM128 230H129V228L126 229V234H128L129 232L132 231V229L129 230V232H128ZM156 230H158V228H157ZM186 230H185V231H186ZM207 230H208V229H207ZM207 230H206V231H207ZM211 230H209L208 232H210ZM239 230H240V229H239ZM13 231H14V230H13ZM30 231H29V233H30ZM39 231H40V230H39ZM47 231H48V230H47ZM51 231H52V230H51ZM103 231H104V230H103ZM122 231L125 232L124 230H122ZM153 231H154V230H153ZM158 231L161 232V230H158ZM158 231H157V232H158ZM203 231H204V229H203ZM216 231H217V230H216ZM5 232H8V231H5ZM5 232H4V233H5ZM15 232H17V231H16V228H15ZM15 232H14V233H15ZM32 232H33V231H31V233H32ZM45 232H46V231H45ZM116 232H117V230H116ZM160 232L158 233L159 236H161V235H160V234H161ZM201 232H202V231H201ZM212 232H213V231H212ZM214 232H215V231H214ZM240 232H241V231H240ZM31 233H30V234H31ZM37 233H38V232H37ZM49 233H50V232H49ZM56 233H57V232H56ZM84 233H85V232H84ZM102 233H103V232H102ZM112 233H114V232H112ZM120 233H122V232H120ZM222 233H223V232H222ZM2 234H3V233H2ZM8 234H9V233H8ZM8 234H5V236H7ZM12 234H13V233H12ZM15 234H16V236H18L19 239L22 238V235H21V236L18 235L19 233H15ZM20 234H21V233H20ZM58 234H59V233H58ZM104 234H105V233H104ZM114 234H115V233H114ZM116 234H118V233H116ZM123 234H124V233H123ZM155 234H156V236H157V233H156V232L154 233V235H155ZM183 234H184V233H183ZM190 234H191L192 236H194L192 233H190ZM190 234H189V235H190ZM195 234H196V232H195ZM32 235H33V234H32ZM32 235H30V236H32ZM35 235L37 236V234H35ZM35 235H34V236H35ZM92 235H93V234H92ZM105 235H106V234H105ZM128 235H130V234H128ZM132 235H133V233H132ZM205 235H206V234H205ZM208 235H209V234H207V235L204 236V237H207ZM234 235H235V234H234ZM261 235H263V233H262ZM23 236H24V235H23ZM28 236H29V235H28ZM38 236H40V235H38ZM41 236H42V235H41ZM43 236L45 237V234H44ZM49 236H50V235H49ZM55 236H56V235H55ZM61 236H62V235H61ZM120 236H123V235L120 234ZM120 236L117 235V237H118V238H117L116 235H115L114 237L117 238V240H118L119 238H122V237H120ZM124 236H127V235H124ZM124 236H123V237H124ZM159 236H158V237H159ZM192 236H191V237H192ZM195 236H196V235H195ZM198 236L200 237V235H198ZM0 237H1V236H0ZM26 237H27V235H26ZM44 237H43V238H44ZM52 237H53V233H52ZM58 237H59V235H58ZM63 237H64V236H63ZM135 237H136V236H134V238H135ZM188 237H189V236L187 235V237H185L184 239L186 240ZM222 237H223V236H222ZM236 237H239V236L236 235ZM251 237H252V236H251ZM13 238H14V237H13ZM15 238L17 239V237H15ZM30 238H31V237H30ZM106 238H108V236H106ZM106 238H105V239H106ZM209 238H210V237H209ZM209 238H206V241H207V239H209ZM214 238H215V237H214ZM234 238H235V237H234ZM16 239L14 240V242H17ZM22 239H23V238H22ZM24 239H25V238H24ZM27 239H28V238H27ZM31 239H32V238H31ZM31 239H30V240H31ZM36 239H37V238H36ZM52 239H53V238H52ZM62 239H63V238H62ZM65 239H66V238H65ZM92 239H93V237H92ZM94 239H95V238H94ZM94 239H93V240H94ZM167 239H168V238H167ZM189 239H191V238H189ZM196 239H197V238H196ZM202 239H203V238H201V240H202ZM242 239H243V238H242ZM39 240H40V239H39ZM41 240H42V239H41ZM41 240H40V241H41ZM48 240H49V239H48ZM55 240H56V239H55ZM69 240H70V239H69ZM101 240H102V239H101ZM101 240L99 239V241H101ZM106 240H107V239H106ZM117 240H116V241H117ZM127 240H128V239H127ZM129 240H130V239H129ZM135 240H136V239H135ZM203 240H204V239H203ZM203 240H202V242H203ZM0 241H1V240H0ZM19 241H20V240H19ZM60 241H61V240H60ZM109 241H110V240H109ZM111 241H112V240H111ZM111 241H110V242H111ZM124 241H126V238H125ZM143 241H144V240H143ZM189 241H190V243H191V240H189ZM192 241H193V240H192ZM38 242H39V241H38ZM43 242H44V241H43ZM65 242H66V241L64 240V243H65ZM101 242H102V241H101ZM106 242H107V245H108V241H106ZM119 242L121 243V241H119ZM127 242H129V241H127ZM132 242H134L133 239H132ZM187 242H188V240H187ZM202 242L199 241L198 243H196V244H197V245H196L197 247H195V249H194V248H193V249H194V250H198V249H196V248H199L198 245H200V247H201V243H202ZM210 242H211V241H210ZM230 242H231V241H230ZM18 243H19V242H18ZM20 243H21V242H20ZM22 243H24V242H22ZM32 243H33V242H32ZM32 243H30V245H31ZM34 243H36V242H34ZM103 243H104V242H103ZM111 243H112V242H111ZM111 243H109V244H111ZM125 243H126V242H125ZM188 243H189V242H188ZM204 243H205V241H204ZM204 243H203V246H204ZM212 243H213V242H212ZM231 243H232V242H231ZM231 243H229V244H231ZM0 244L3 245L4 243H3V244L0 243ZM8 244H9V243H8ZM11 244H12V243H11ZM14 244H15V243H14ZM36 244H38V243H36ZM41 244H42V243H41ZM46 244H47V243H46ZM61 244H62V243H61ZM113 244H114V243H113ZM121 244H123V243H121ZM194 244H195V243H193V246H195ZM213 244H214V243H213ZM218 244H219V242L217 243V246H218ZM232 244H233V243H232ZM235 244H236V243H235ZM247 244H249V243H247ZM4 245H6V244H4ZM24 245H25V244H24ZM24 245L22 244V248H23ZM51 245H52V244H51ZM69 245H70V244H69ZM101 245H102V244H101ZM114 245H115V244H114ZM119 245H120V244H119ZM129 245H130V244H129ZM133 245H134V244H133ZM137 245H138V244H137ZM187 245H188V244H187ZM207 245L209 246V245H212V244H209V242H208ZM236 245H237V244H236ZM241 245H242V244H241ZM244 245H246V244H244ZM12 246H13V245H12ZM32 246H34V245H32ZM40 246H41V245H40ZM48 246H49V245H48ZM111 246H112V244H111ZM117 246H118V242H117ZM130 246H131V245H130ZM190 246H192V245H190ZM190 246H188V247H190ZM203 246H202V247H203ZM205 246H206V244H205ZM205 246H204V249H203V250H205ZM227 246H229V245H227V243H226L225 247H227ZM17 247L19 248V246H17ZM50 247H51V246H50ZM53 247H54V246H53ZM69 247H70V246H69ZM168 247H171V245L168 246ZM230 247H231V246H230ZM245 247H247V246H245ZM28 248H29V247H28ZM30 248H31V246H30ZM35 248H36V247H35ZM41 248H42V247H40L39 249H41ZM191 248H192V247H191ZM213 248H214V247H213ZM223 248H224V247H223ZM227 248H229V247H227ZM227 248H225V249H226V250H230V248H229V249H227ZM233 248H235V247H233ZM242 248H244V247H242ZM242 248H241V249H242ZM247 248L249 249V247H247ZM247 248H245V249H247ZM15 249H16V248H15ZM26 249H27V248H26ZM26 249H25V250H26ZM45 249H46V248H45ZM77 249H78V248H77ZM138 249H139V247H138ZM163 249H164V248H163ZM189 249H190V248H189ZM207 249L210 250V249H211V246H210V247H207ZM245 249H244V250H245ZM254 249H255V248H254ZM27 250H29V249H27ZM37 250H38V247H37ZM37 250H35V251H37ZM41 250H42V249H41ZM201 250H202V249H201ZM237 250H238V249H237ZM242 250H243V249H242ZM29 251H30V250H29ZM31 251H32V249H31ZM33 251H34V250H33ZM33 251H32V252H33ZM95 251L99 252V253L102 255V256H101L102 258L109 259L110 261H114V262H117V263H119V264H128V262L131 260L132 254L134 253V250H133L132 248H130V247H124V248H121V249L116 250V251H112V250L110 251V250H106V249H103V248H97V249H95ZM158 251H160V250H158ZM191 251H192V250H191ZM207 251H208V250H206L205 253H207V258H208V255H209V252H210V251H209V252H207ZM214 251H215V250H214ZM219 251H220V250H219ZM219 251H218V252H219ZM221 251H224V250L221 249ZM230 251H231V250H230ZM230 251H229V253H230ZM247 251H249V250H247ZM250 251H251V250H250ZM250 251L247 252V253L249 254ZM260 251H261V250H260ZM13 252H14V251H13ZM20 252H21V251H20ZM26 252H27V251H26ZM41 252H43V250H42ZM47 252H48L47 255H49V254H50L49 251H47ZM71 252H72V251H71ZM139 252H140V251H139ZM156 252H157V251H156ZM225 252H226V251H225ZM234 252H235V251H234ZM234 252L231 251L230 254L233 253V254L235 255ZM240 252H241V251H240V247H239L238 254H239ZM251 252H252V251H251ZM21 253H22V252H21ZM24 253H25V251H24ZM36 253H37V252H36ZM36 253L34 252V254H36ZM38 253H39V252H38ZM140 253H141V252H140ZM146 253H147V252H146ZM159 253H160V256H161L162 253H161V252H159ZM222 253H224V252H222ZM244 253H245V252H244ZM252 253H255V252L253 251ZM2 254H3V253H2ZM19 254H20V253H19ZM25 254H27V253H25ZM25 254H24V255H25ZM28 254H30V253L28 252ZM34 254H33V255H34ZM39 254H40V253H39ZM44 254H45V253H44ZM54 254H55V253H54ZM144 254H145V253H144ZM147 254H148V253H147ZM147 254H145V255L147 256ZM157 254H158V253H157ZM163 254H164V253H163ZM200 254H201V252H200ZM216 254H217V253H216ZM218 254H221V253H218ZM236 254H237V252H236ZM24 255H23V256H24ZM36 255H37V258H38L39 255H38V254H36ZM36 255H35V256H36ZM40 255L43 256V254H40ZM148 255H150V254H148ZM222 255H224V254H222ZM225 255H227V254H225ZM228 255H229V254H228ZM228 255H227V256H228ZM256 255H257V254H256ZM256 255L254 256V258L256 257ZM27 256H31V255H27ZM27 256H25V257H27ZM76 256H77V255H76ZM151 256H153V255H151ZM156 256H157V255H156ZM158 256H159V254H158ZM162 256H164V255H162ZM162 256H161V259L164 258V257H162ZM199 256H200V255H199ZM216 256H217V255H216ZM218 256H219V255H218ZM220 256H221V255H220ZM220 256H219V257H220ZM227 256H226L225 258H228V257H229V256H228V257H227ZM232 256H233V255H232ZM236 256H237V255H236ZM243 256H244V257H243ZM245 256H246V255H242V257L244 258V260H245V258H246L245 261H248V260H247L248 258H249V260H250V257L247 258V257H245ZM247 256H248V255H247ZM32 257H33V256H32ZM92 257H93V256H92ZM143 257H144V256H143ZM148 257H149V256H148ZM202 257H204V256H201V259H202ZM211 257H212V255H211L209 258H211ZM219 257H218V258H219ZM222 257H224V256H222ZM9 258H11V257H9ZM27 258H29V257H27ZM30 258H31V257H30ZM72 258H73V257H72ZM149 258H150V257H149ZM165 258H166V257H165ZM204 258H205V257H204ZM204 258H203V259H204ZM207 258H206V259H207ZM218 258H217V260H218ZM240 258H241V256H240ZM4 259H5V258H4ZM32 259H33V258H32ZM154 259H155V256H154ZM157 259H158V258H157ZM157 259H156V260H157ZM161 259H159L158 261L160 262ZM166 259H168V257H167ZM212 259H213V258H212ZM212 259H211V261H212ZM215 259H216V258H215ZM215 259H214V261H215ZM223 259H224V258H223ZM230 259H231V258H230ZM230 259H229V260H230ZM235 259H236V258H235ZM235 259H234V260H235ZM251 259H253V255H252V258H251ZM6 260H7V259H6ZM13 260H14V259H13ZM29 260H30V259H29ZM33 260H35V259H33ZM33 260H32V261H33ZM45 260H46V259H45ZM69 260H70V259H69ZM75 260H76V258H75ZM208 260L210 261V259H208ZM229 260L227 261L228 263H229ZM242 260H243V259H242ZM254 260H256V262H257V261H259L260 259H258V260H257V259H254ZM254 260H251V261H254ZM261 260H262L261 262L264 263V260H263V259H261ZM30 261H31V260H30ZM52 261L54 262L55 259L52 260ZM101 261H102V260H101ZM144 261H145V260H144ZM150 261H151V260H150ZM170 261H171V260H170ZM225 261H226V259H225ZM11 262H12V260H11ZM18 262H19V261H18ZM46 262H47V260H46ZM49 262H50V261H49ZM105 262H106V261H105ZM165 262H166V261H165ZM202 262H203V264H204V261H202ZM205 262H206V260H205ZM236 262H237V261H236ZM238 262H240V261H238ZM261 262H259V263H261ZM1 263H2V262H1ZM8 263H9V262H8ZM14 263H15V262H14ZM43 263H44V262H43ZM47 263H48V262H47ZM51 263H52V262H51ZM56 263H57V262H56ZM213 263H214V262H213ZM254 263H255V262H254ZM12 264H13V263H12ZM15 264H17V263H15ZM39 264H41V263H39ZM48 264H49V263H48ZM73 264H74V263H73ZM160 264H161V263H160ZM216 264H217V262H216ZM231 264H232V263H231ZM233 264H234V262H233ZM236 264H237V263H236ZM242 264H244V262H243ZM249 264H250V263H249ZM252 264H253V263H252ZM256 264H257V263H256Z\"/></svg>", "mask_w": 264, "mask_h": 264}]
</instances>
